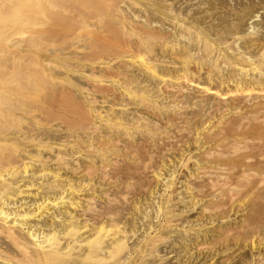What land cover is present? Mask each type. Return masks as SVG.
Listing matches in <instances>:
<instances>
[{
  "label": "rangeland",
  "instance_id": "obj_1",
  "mask_svg": "<svg viewBox=\"0 0 264 264\" xmlns=\"http://www.w3.org/2000/svg\"><path fill=\"white\" fill-rule=\"evenodd\" d=\"M94 1L95 2L98 1L97 3H99L98 9L95 8V6H97V3L96 4L93 3L94 8L96 10L93 8L92 4H89V5H91V7L89 5H88L89 7L88 6L86 7V5H85V7L82 6L80 8L77 6L76 8H78V9L71 7L72 10L75 9V10L82 11L81 12L82 16L80 13H77L78 15H80V16L77 15V17H79L78 19H81V21L84 20L83 19V17H84L86 19V21H84V22H86V25L81 24L83 21L82 22L80 21V23L79 22L74 23L73 25H70V26L63 25L60 29L62 33L58 31V34L54 35L53 38L51 37V39H49L50 36H47L49 34L46 35V32H47L46 30H45V33L43 31H41L42 29L44 30L45 27L39 28L38 27L39 24L36 27L32 24L35 28L34 32H36L37 29H40L39 30L40 32L39 31H38L39 33L37 32L40 39L37 36H34L31 39H33V38L35 39L37 37L38 40L36 38L35 39L36 41H40L41 39H43V41L42 42H36L35 40L33 41L29 38L31 41L30 42L31 44L29 42L28 43L30 45H32L33 47L28 45V47L26 49L30 52H27V50H26L25 53L27 55L24 53V56L26 55L25 58L27 61H25V58L22 61V63L25 61L24 64L26 63L28 65V67H26L22 63H20V66L22 64V66H21L22 70H24V68H26V69L30 68L31 69V70L28 69L27 72L29 71L28 72L29 74L31 72L32 75H28L27 72H25V71H24V73H25V76L27 75V77H28V78L26 77V79L31 81L32 83H35V85L37 84V87L32 85V88L28 89V92L24 91V89L16 91V93L19 97V99H18L19 102L17 105L15 104L16 106L14 105V107H16L17 109L13 108V110L11 112L8 110L6 112V109L3 108L4 109L3 110L1 108L2 114L3 115L5 114L3 120H6V122L4 121L6 123V127L9 126V128H12V132H10V129H9L8 133H14L15 132V135H17L16 131H18V129H19V128H17L18 126L22 130L25 127L31 128L32 122L36 124V125L33 124L32 127H34V128H31V129H33L32 132L29 131V133L34 132L35 134L33 136H32V134H30L32 137L30 135L26 134V135H28V137L30 136L31 138L34 139V140L31 139L32 142H31V140H29L30 143L29 142L26 143L25 139H29L30 137L29 138H23L24 140L20 139V141H18V138L16 139V138L12 137V139H14L16 141L14 143V140L12 141V139H11L10 141L13 143H11V142H9V143H10V146L12 148H15V149L12 150V148L9 145L7 146V147L11 148L10 150L12 152H14L18 149H25V150H29V151L32 150L30 153H32L33 155L38 153V155L42 156V158H45V160H46V157H48L47 159L51 160L50 161L51 163L50 162L47 163L48 171L50 168H51L50 169L51 173H53L52 171H59V173L62 175L61 176L62 180H63V178H64V181L66 178L71 179L73 182L75 181L74 183H76V184L78 183L80 178H82L80 181L82 183H85L84 185H86V184L89 185V188H90V189L89 188H83V190H82L83 192L82 191H81V193L79 192L81 195L78 194V197L76 196L77 199H80L78 206H76L74 208L69 207V206H67V207L65 206V207H57L54 209H50L47 211V213L45 215L46 217L43 215L42 217H38L39 219L36 218V219L30 220L31 222H29V223H31L30 225L33 226L32 229L37 230L38 228L42 229L44 227V230L46 232L51 230L52 227L49 226L51 219L48 218L47 216L52 213V210H53L52 215L55 214L59 218V219H57V217H56V219L54 218L53 221L56 220L58 222H53L54 226L52 225L54 227V229L56 231H58V233H59V229L64 227V226H60V225L61 224L64 225L63 223H66L68 221V219H69V222H71L72 216L73 217L75 216L73 218V219H75V220H73V224H76V225L78 224L77 226H82V224L84 225V223H85V225H86V228L84 230L85 233L82 232V234H80V236H79V240L82 237V239H84L85 242L81 243L82 247H77L78 249L76 248L77 253L79 252L80 256H84L85 255V249H86V252H88V247L86 246L87 242H86L85 238L88 239V237H90V236H93V237L95 236L94 230H96V227H98L99 223H101L100 225H102V223L105 226L107 225L106 227H108V228L109 227L112 228L115 224L117 227V230L119 229V232L117 231V234L115 235V237H120V239L122 238L121 243L123 244L124 247L122 248L121 251H119V253L117 252L116 255L114 257H112V259L116 258L115 260H113L114 264H130V263L131 264H133V263H136V264H264V127H263L264 126L263 125L264 124V122H263L264 117H262L261 113H259V112H252L251 113L252 116L250 115L249 111L247 112V113H249L248 114L249 116H247L244 112V111H247L250 107L252 108L253 105L255 103H257V100L259 98L254 99L253 101L256 100V102H253L251 105H248L247 107H245L244 105H242V106L238 105L240 108L242 107L240 111L237 110V108L238 109H240V108L237 107L236 105H235L236 110L232 109L233 107L235 109V106L232 107V105H234L235 101H233L231 103V100H235V95L233 97L232 92L235 93L236 86H235V83H232L233 81L230 80V79H232L231 76L234 77L237 74H239V77H241L240 73H237V71H238L237 65L235 66L232 63L234 61L233 56H234V58H235V56L237 57V52H238V54L239 53L240 54L245 53V57L247 55L246 58H248V56L251 55L250 58L251 57H252V59L254 58L252 61L256 60L255 61L256 63H257V61H260L261 64L264 65V62H263L264 59L260 60V58H262V56H260V53L262 50L264 52V49H263V47H264V45H263L264 44V0H126L124 2H123V0L122 1L119 0L116 3L118 4V2H119L121 4V6H119L120 4L116 5V3H115L116 8L114 5V2L116 0H113L114 1V2L112 1L113 3L110 2L109 0H97V1L92 0V2H94ZM121 2H123L124 4ZM131 2H132V4L134 3V5H132ZM113 6L115 8V10H114L115 12H112V10L114 9ZM73 7H75V6H73ZM83 7H84V11L82 10ZM117 8L119 11H116ZM121 8H123V9H121ZM164 8L166 10H164ZM171 8H172V10H171ZM160 9H161V11H160ZM75 10H73V11H75ZM80 11H78V12H80ZM120 11H122V12H120ZM123 11H125L126 13H124ZM112 13L117 14V15H115L116 17ZM119 15H121L122 17ZM123 15H125V16H123ZM146 15H148L150 17H148ZM113 17L116 19H113ZM118 17L119 18L121 17L122 19H124L123 21L126 20L125 18H128V19L130 18V19H129V21L127 19L125 22H122L121 18L119 19ZM146 17H148L150 19V21H152L151 25L153 24L152 25L153 27H151V28H153V30L156 28L155 32L157 31V33L161 37L163 36L161 38L162 40L157 39V40H152V41L151 40L142 41L140 39L143 35V31L145 29L146 22L149 21L148 18H147L148 20H145ZM173 18H174V20H173ZM87 19L89 22H87ZM142 20L143 21L145 20L144 21L145 23ZM36 21H37V19H36ZM87 23L89 24L88 26H87ZM142 23L145 26H143ZM34 24L36 25L37 23H34ZM26 25L32 26L31 23L29 25L26 23L25 25L22 24L21 27L23 28V26L25 27ZM17 26L18 25H16L15 28H18ZM27 26L25 27L26 31H27V29H29L28 31L31 32V30H33V26H32V29H31V27L28 28ZM142 26H143V28H142ZM146 27H148V26H146ZM19 29L22 30L21 28H19ZM41 32H43V34H45V36L42 35V38L40 36ZM122 33H123V35H122ZM135 34L139 37V39L135 36ZM8 36L13 37L14 41H15V39L18 41L21 40L20 37L16 36L15 34L12 36L11 33H9ZM22 36H23L22 40H25L24 39L25 34ZM165 36H166V38H165ZM103 37H105V38H103ZM47 38H48V41L49 40L51 41L52 39H53V41L52 42L45 41V39H47ZM232 39H234V40H232ZM22 40H21V42H22ZM27 40H28V37H27ZM27 40H25V41L27 42ZM119 40L121 41L122 46H120L121 44H118ZM127 42H128V44H127ZM218 42H222V43L218 44ZM48 43H50V44H48ZM84 43L87 47L85 45H83ZM88 43H90V46ZM162 43L164 44L163 47H161L163 45ZM60 44L63 46H61ZM124 44L125 45L127 44L129 46L128 47L126 45L128 49L124 48V47H126ZM37 45L39 47H37ZM57 45H60L61 48ZM114 45H115V47H111ZM123 45H124V47H123ZM176 45H177V47H175ZM203 45H204L205 49H204ZM179 46L181 48H179ZM30 47H32V49L34 48L35 50H32ZM81 47L82 48L85 47V48L82 49ZM58 48H60L62 51L60 49L58 50ZM52 49L54 52L51 51ZM106 49H107V52H106ZM121 49L122 50L123 49H127V50L130 49L131 55L127 56L128 53L126 55H124V53H122L123 51ZM176 49L181 50V51L179 50V52L182 54L183 60L188 58L189 61L187 60L188 61L187 66H186V64L183 65L180 62L182 60V58L180 55H177L178 52L176 51ZM37 50H38V52L40 50L41 51L38 53ZM56 50H58V53ZM117 50L118 51L120 50L119 51L120 53H118ZM137 50H138V52H137ZM174 50L177 52V53L175 52L176 53L175 55H173V53H172ZM132 51H133V53H132ZM62 52H64V53H62ZM113 52L114 53L116 52V54H118L119 56L118 55L115 56L116 54L114 55ZM184 53H186L187 55ZM233 53H235V54H233ZM255 53H256V55H255ZM50 54L52 57L56 56L57 58H52L50 56ZM65 54L67 57L65 56ZM139 54L144 55V57L146 59L150 60L154 64V67L156 66L155 68L157 70H159L157 73L162 74V72H163V75L166 74L167 78L170 77V78H168V79H170V81H166V83H164V82L160 81L159 78L157 79L155 76H150L152 74H150L148 71H146V69L141 64L140 60L138 61L139 58H137V55H139ZM156 54H157V56H156ZM261 54L264 56L263 53H261ZM62 55H64L66 58L63 57ZM184 55H186V58L183 57ZM174 56H178V57H174ZM179 56H180V61L177 60V58L179 59ZM117 57H120V60H119V58L117 59ZM103 58H104V60H103ZM131 58H133V59H131ZM250 58H248V59H250ZM52 59L54 61H52ZM69 59H72L73 61L69 60ZM75 59L76 60L78 59V60L75 61ZM79 59H80V61H82V60L83 61L79 62ZM84 59L85 60L87 59V60L85 61ZM107 59L109 62L107 61ZM118 60L122 61V64ZM162 60H163V62H162ZM193 60L195 62H193ZM41 61H43V63H45V65ZM67 61H69V62L66 63ZM129 61H135V62L132 63ZM215 61H216V64L214 63ZM222 61L225 63H223ZM27 62H29V64ZM46 62H47V64H46ZM56 62L60 66H58ZM76 62H77V64H76ZM104 62H105V64H104ZM107 62H108V64L111 63V65L110 64L106 65ZM48 63H49V65H48ZM60 63L62 64V67H63V65H65V66L63 68H61ZM74 63L76 66L74 65ZM123 63L125 65H123ZM138 63H139V65H138ZM227 63L229 65H227ZM36 64H39L40 66L36 65ZM23 65H24V67H23ZM262 65H261L262 69L259 70L261 72L258 73V71H255L256 73H254V71H250V73L248 72L249 73L248 77L249 78H251V77L252 78L253 77L259 78L261 76V73L264 74V66L262 67ZM38 66H39V68H38ZM47 66H49L48 68L50 70L47 68ZM72 66H74V67H72ZM101 66L104 68H101ZM127 66L129 67V69ZM161 66L162 67L164 66L163 68L165 70L160 69V68H162ZM180 66H181V68H180ZM213 66H215V67H213ZM35 67H37V68H35ZM44 67L46 68L47 71L43 70ZM58 68H59V70L61 68V70H60L61 72L58 70ZM92 68H94V69H92ZM185 68H187L186 71H188V73L185 71ZM197 68H198V70H197ZM34 69H36V70L39 69V70H37L38 72H40V70H41V72H40L41 75H40V73H37V71ZM62 69H64V70H62ZM182 69H184V71L187 73L186 76L188 75L187 78L190 79L189 81L191 83L189 81L187 83H180V82L177 83L178 81L177 82L175 81V79L178 77V75L182 73V72H180V70L182 71ZM199 69H200V72H199ZM77 70H79V72ZM116 70H117V72H116ZM208 70L210 73L208 72ZM53 71H54V73H52ZM55 71L57 74L55 73ZM114 71H115V73H114ZM118 71H119V73H118ZM165 71H168V72H165ZM211 71L214 75L216 74L215 75L216 77L211 73ZM85 72H86V74H85ZM92 72H93V74H92ZM218 72H219V74H218ZM232 72H234V73L231 74ZM59 73H60V75H59ZM252 73H254V74H252ZM37 74L39 75V78H41V76H42L43 80L45 79V76H46L47 79H45L44 81L49 80L50 82L48 81V82H45V84H44L43 80L35 81L36 78L38 77ZM43 74H47V75H43ZM48 74L49 75L51 74V75L48 77ZM67 74H68V76H67ZM118 74H119V76H118ZM206 74H207V76H206ZM250 74H252V75H250ZM33 75H34L33 78L36 77L35 79H32ZM58 75H59V77H58ZM86 75H88V76H86ZM128 75H130V76H128ZM194 75H196V76H194ZM210 75H212V78L210 77ZM56 76L58 77L60 82H58L59 81L58 79H54V78H57ZM83 76H85V77H83ZM89 76L91 77V79ZM93 76L94 77L96 76V78L92 79ZM116 76H117V78H116ZM171 76L173 78L175 76V78L172 79ZM222 76H223V78H222L223 81H227V82L221 81V78H219V77H222ZM262 76H264V75H262ZM237 77H238V75H237ZM237 77H234V79H236ZM30 78H31V80H30ZM39 78H37V79H39ZM115 78H116V80H114ZM150 78H152V79H150ZM213 78H215V80ZM130 79L132 82L130 81ZM224 79H227V80H224ZM33 81H35V82H33ZM67 81H69V83ZM110 82H112L111 83L112 85L110 84ZM173 82H174V84L175 83L178 84V87H180V89H181L180 90L181 92L175 94L178 97L171 94L174 90V88H172ZM47 83H49V84H47ZM122 84H124L125 86ZM130 84H131L132 88H131V86H129ZM176 84L173 85V87H175ZM214 84L217 85V87H219L220 89L217 88ZM182 85L184 86V89H183ZM196 85L198 86V88L199 87L200 88L198 89ZM200 85L209 87L212 90H214L216 87L215 90H218V92H220L222 94V96L218 97V96L214 95L213 92L212 93L210 92L211 94L205 93V94H207V95H205L201 89L203 86L201 87ZM123 86L124 87L129 86L128 87V88H130L129 92L132 90L131 93L128 94L125 90H123L124 89ZM234 86H235V89H234ZM33 87H35V88H33ZM178 87L176 86L177 89H178ZM31 89H32V91H30V93H29V90H31ZM35 89H37V90L33 91ZM82 89H84L85 91L91 90L90 91L91 94L88 92L86 93ZM145 89H146L147 93H146ZM186 89H188V90H186ZM198 90H201V91L199 92ZM135 92H136V95H134ZM125 93H127V94H125ZM137 93H138L139 97L137 96ZM224 93L227 94V96L225 94L226 97L223 95ZM254 93L255 92H251L252 95ZM19 94L22 96L24 104L22 102H20V100H22V99L20 98ZM170 94L172 96H170ZM236 94H238V92ZM255 94L253 96L250 95L251 96L250 98L253 99L254 97H256ZM85 95H87V96H85ZM147 95H149V96H147ZM179 95H180V99H177V98H179ZM122 96H123V98H122ZM93 97H94V102H93ZM171 97H173V98H171ZM15 98H17V97H15ZM149 98L150 99L152 98V99L150 100ZM218 98H219V101H218ZM120 99H122L123 102ZM144 99H146V100H144ZM168 99H169V101H168ZM175 99H177V100H175ZM112 100H113V102H112ZM87 101L88 102L90 101L92 104L90 102L88 103ZM152 101H153V103L155 102L154 105H153ZM98 102H99V104H98ZM136 102H138V103H136ZM172 102L174 103L175 107L174 106L171 107ZM226 102L228 103V105ZM250 102H252V100ZM19 103H20V105L22 103L21 108H18ZM151 103L153 105V108L151 107L152 106ZM112 104H114V105L110 106L111 107V111H110L109 105H112ZM149 104H150V106H149ZM161 104H162L163 108H165V109L167 108L166 111H164L165 109L161 108L162 107ZM236 104H237V101H236ZM239 104H241V103L239 102ZM92 105H95V108H94V106L92 107ZM157 105H159L158 107L161 106L160 107L161 109L157 108L156 107ZM177 105H179V106L177 107ZM205 105H206V107H205ZM165 106H167V107H165ZM96 107H97V109H96ZM243 107L245 108V110ZM175 108H178V109H175ZM14 109H16V110H14ZM91 109L93 112H95V113L97 112V114L93 113L91 111ZM87 110H88V112H87ZM231 110H233V111H231ZM177 111H178V113H177ZM84 112H86V114ZM179 112L182 113V116L180 114L179 121L180 120L181 121L179 122V125H178V122H175L176 120L178 121V118L175 119V118H173V116L175 114L174 117H177L179 115ZM242 112H244L243 116H242ZM7 113L10 115L13 114V115L17 116V118H16V116H13L16 125L18 124L17 127L12 126L15 124L14 121H12L13 118L10 119V117H12V115L9 117V115H6ZM81 113H83V114H81ZM90 113H92L93 115L95 114V115L92 116V114H90ZM102 113H103V115H104V113L108 114L107 117L105 118L107 121L105 119H102V118L100 120V117H98L99 119L97 118V116H99L100 114L102 115ZM255 113H256V115H260L261 117L253 115ZM80 114H81V116H80ZM167 114L168 115L170 114V115L168 116ZM176 114H178V115H176ZM183 114L185 117L183 116ZM204 114L205 115L207 114L206 115L207 117ZM5 116L8 119H5L6 118ZM19 116H21L22 119ZM83 116L85 119L90 120V122L85 120L83 118ZM87 116L89 119L86 118ZM89 116L91 117V119ZM167 116L171 119H169ZM238 116H240L239 119H238ZM255 116L257 117L256 118L257 120L253 119V118H255ZM18 117H19V119H18ZM95 117H96V119H95ZM111 117H112V119H111ZM181 117L185 118L186 121L183 122L182 120H185V119H182ZM236 117L238 119V123H235V121L237 120V119H235ZM245 117L246 118L249 117L247 120L249 122H247L245 120L246 119ZM79 118H81V120ZM119 118L122 120L121 121L122 123L120 122ZM162 118L166 119L167 121L163 120ZM108 119H111V120H108ZM116 119H117L118 123L116 122ZM8 120H11L12 123ZM17 120L19 122L22 121V123L21 122H20V124L17 123ZM94 120H96V121H94ZM173 120H174V122H173ZM205 120H207V122ZM7 121L10 122L9 125H7L8 124ZM80 121H81V123H80ZM86 121H87V123H86ZM101 121L103 124H101ZM250 121H252L253 123L255 122V123L253 124ZM26 122L28 123V125ZM133 122H134V124H133ZM257 122H259V123H257ZM113 123H114V125H113ZM126 123H128V125ZM175 123H177V124H175ZM261 123H262V125H261ZM85 124H87L86 125L87 127H85ZM91 124H92V126H96L94 131H93L94 127L92 128ZM130 124H131V126H130ZM143 124H144V126H143ZM29 125H30V127H28ZM132 125L135 129H138V132H136V130L134 128H132ZM136 125H138V127ZM245 125H247V126H245ZM260 125H261V127H259ZM21 126H22V128H21ZM83 126L87 130H85L83 128ZM123 126L125 127L124 130H123ZM221 126H223V127L220 129ZM234 126H236V132H235ZM139 127L142 129H140ZM156 127H157V129H156ZM182 127H184V128H182ZM239 127L241 128V130ZM38 128H40V130ZM50 128H52V129L50 130ZM91 128H92V134L90 131ZM127 128H128V130H127ZM129 128H130V130H129ZM162 128H163V130H162ZM223 128L224 129L226 128L225 130L228 129L227 130L228 132L227 131L225 132V130ZM251 128H252V130H251ZM5 129L8 130V128H5ZM88 129H89V131H88ZM131 129L133 131H131ZM218 129L220 131L222 130L221 133L219 132ZM243 129L246 131H244ZM47 130H49V131L46 132ZM110 130H112V131H110ZM38 131H41V132H38ZM155 131H156V133H155ZM161 131L163 134H165V135L167 134L166 138L163 137L162 133H160ZM165 131H167V132H165ZM173 131H175V132H173ZM242 131H243V133H242ZM247 131H250V133ZM20 132H23V130ZM36 132H37V134H36ZM84 132L87 136L89 135V137H87L84 134ZM95 132H96V134H95ZM152 132L156 135L152 134ZM206 132H207V134H206ZM210 132H212V133H210ZM215 132L217 133V135H214ZM52 133H54V134L52 135ZM105 133H107L108 136L105 135ZM110 133H112V134H110ZM126 133H127V135H125ZM128 133H130V134H128ZM209 133L211 136L208 135ZM238 133H240L239 134L240 136L242 135L241 138L238 135ZM255 133H256V135H255ZM46 134H48V135L46 136ZM97 134H98V136H97ZM102 134H104V135H102ZM161 134H162V136H161ZM220 134H221V136H220ZM233 134L234 135L236 134V136H234ZM250 134H252V135L249 136ZM23 135H25V134H23ZM101 135H102V140L100 137ZM115 136H117L118 138ZM246 136H247V138L245 139ZM40 137H41V139H40ZM70 137L71 138L73 137L72 139H74V140H72ZM91 137H92V139H91ZM107 137H108V139H106ZM110 137H113V138H110ZM114 137H115V139H114ZM172 137H173V139H172ZM205 137L208 138L209 141H208V139H205ZM84 138H85V141H84ZM161 138H163V139L161 140ZM180 138L182 141H180ZM218 138H219V141L216 140ZM236 138L238 140H236ZM82 139H83L84 144L82 143ZM129 139L130 140L132 139V140L130 141ZM166 139H168L167 142H166ZM240 139H242V140H240ZM61 140H63V142H64L63 144L66 146H64V145L62 146ZM77 140H80V141H77ZM99 140L102 141L101 145H99L100 142L98 143ZM103 140L104 141L106 140L105 143H107V144L111 140L113 141V143H114V141H116V144L114 143L115 144V146H114L113 143L110 142L109 145H107L104 143ZM226 140L228 142H230V141L231 142L228 143V142H226ZM243 140L245 142H243ZM43 141H45V142L43 143ZM93 141H95V142L93 143ZM235 141H236L237 145L235 144ZM21 142H22V144H21ZM123 142H124V144H123ZM129 142H130V144H129ZM218 142H221V143H218ZM224 142L228 145H226ZM246 142H248V143L242 144V143H246ZM23 143L24 144L26 143L27 145L25 144V146H24ZM37 143L40 145L35 146V145H38ZM58 143H60V144H58ZM167 143H168V146H170L169 143L171 144V146L168 147L166 145ZM172 143H174L173 146H172ZM28 144H29V147H31V148L28 147ZM57 144L59 146H57ZM96 144H98L99 147L101 146L102 150ZM102 144H105L107 147L102 145ZM134 144H136V145H134ZM212 144L214 145V147L216 145L219 150L223 149L222 152L224 154L227 153L225 155L226 158L223 159L224 154L221 151H217L216 147L215 148L212 147L213 146ZM16 145L18 146V148H16L17 147ZM72 145H73V147H72ZM79 145L82 147L83 150L81 149V147ZM93 145L95 146V148L97 147L95 149L96 150L95 154L97 152V155L100 156V159L104 158L105 154L103 155V157H101V155H99V154H101L103 152H107L109 150H110L109 152H111L113 149H115V152L118 155L116 153H114V151H112L111 153L107 152L111 155L110 156L111 160L109 158V154H106L105 158H107V159L109 158L110 161L109 160L106 161L107 159H105V158L100 160V159H98V156L94 155V152L92 151V150H94ZM110 145L112 146V149H110L111 148ZM126 145L127 146L129 145V146L127 147ZM165 145H166V147H165ZM224 145H225V147H224ZM232 145H233V147H232ZM238 145L241 146V148L238 147ZM246 145H248V146H246ZM56 146H57V148H56ZM90 146H92V147H90ZM133 146H135V147L139 146V148L137 147L135 149V147H133ZM221 146H222V148H221ZM34 147H35V149H34ZM58 147H60L61 150ZM77 147H80V148H77ZM118 147H120V148H118ZM72 148L73 149L75 148V149L73 150ZM89 148H91V149H89ZM98 148L101 151H99ZM165 148H166V150H165ZM172 148H175L176 150L172 149ZM149 149H151V150H149ZM170 149H172V150H170ZM213 149L216 150V151H214V153L217 152L219 154L220 157L219 156L218 157L221 159L220 161L218 160L219 158L218 159L215 158V157H217L216 156L217 154L214 155L215 157L212 155V154H214V153H212ZM5 150H4L5 153H11L10 150H8L7 148H5ZM38 150H40V152ZM89 150H91V151H89ZM116 150L119 152H117ZM133 150H135V151L137 150V154H135ZM180 150H182V151H180ZM208 150L210 151L209 156L207 154L209 152ZM229 151L230 152L232 151V152L230 153ZM53 152H54V154H53ZM91 152H93V154ZM149 152H151L152 155ZM63 153L66 155H64ZM228 153H230V154H228ZM87 154H89L88 155L89 157L87 156ZM203 154L206 155L207 157H205ZM57 155H59L61 157L63 156L65 159L64 161H67L69 163L70 162L74 163V161L76 160L74 164L77 163L78 166L80 165V169L85 165V164H83L85 162L88 164L90 162V164H91L92 161L90 159L93 160V163L91 164L92 166L94 164V160H96V159H98V160H97V163L95 161V163H96V164H94L95 166L99 165L101 161H102V163H105V161H106L105 164L106 165L109 164L107 168H109L110 165L112 167V168L110 167V170L107 169L109 171L108 173H110V175L108 174L109 177L110 176L112 177V178L110 177V180H112V181H110V180H108L109 182H107V180L102 181L100 178L97 177V173L95 175V172H97L95 170H94L95 172H91L90 177L87 176L88 177L87 178L85 176V174H83V173L81 174L82 171L79 173H73L74 174L73 175L72 172L69 170V168H67L68 166L62 169V167H64V164L62 166L61 165L59 166L61 169L58 166H57L58 168L55 169L56 165L52 160H54ZM93 155L95 157L96 156L97 157L95 158ZM132 155H135V157ZM240 155L243 157H241ZM244 155L247 158L244 157ZM247 155H249V156H247ZM91 156H92V158H91ZM106 156H108V157H106ZM116 156H117V158H116L117 160L115 159ZM137 156L139 157L140 160L137 159L138 158ZM66 158H69V159H66ZM148 158H149V160H148ZM242 158L243 159L245 158L244 159L245 161H242ZM70 159H72V160H70ZM112 159H115L117 162L118 161L119 162L117 163L115 160H112ZM216 159H217V161L215 162ZM103 160H104V162H103ZM133 160H135V161H133ZM112 161H114V163ZM240 161H242V162H240ZM107 162H109V163H107ZM160 162L162 165L160 164ZM182 162L184 163V166L182 165L183 164ZM220 162L222 164V167L224 166V168H226L225 169V176L229 179L228 181L231 184L229 186V188L230 187L231 188L230 189L229 188L228 189L223 188V191L221 188L218 191H217V189H219V188H217V189L215 188L216 193L215 192L213 193L214 190H212V193H211L210 188H208V185H207V179H206V177H204L205 175H203L202 173H203V170L207 169V165H209V167H208V169H209L210 166L212 167L215 165V163H220ZM115 163H116V165L113 166V164H115ZM199 164H200V166H199ZM32 167L34 169L32 172H36V171H38V169H40L39 165L37 166V164L33 165ZM161 167H162V169H161ZM198 167H200V169ZM227 169H228V171H227ZM48 171L45 172L46 174L41 175V176H38L35 174L36 175L35 177L37 179H34L35 177H32V176L30 179V175L33 174L30 170L28 173H30V172L31 173L28 174L29 177L27 176V178H26V181L28 178L30 179V181L28 180V184L31 182V180L33 178L32 182L34 181V184L35 183L37 184L39 182L38 186H40V184H41V186L42 185L43 186L42 187L40 186V189L38 188V190L34 189V190H32V192L30 191L29 194H31V193L32 194L28 195L29 197L28 196L23 197V198H21V200L19 198L16 199L14 197L13 202L11 201V203L8 205L9 207L8 206L7 207L10 208V206H11L12 210H14V209L19 210V209H21V207L18 208L20 203H22V201L23 202L26 201L25 202L26 206H24V207L22 206L23 207L22 209L26 210V208H29V209L31 207L33 208L34 207L33 202L34 203L40 202V200L43 199L42 197L45 198L46 196H48V197L50 196L49 197L50 199L51 198L53 199L54 197H58V195H59L58 191H56L55 189L49 190V188L45 187L46 182L48 183V182L52 181L51 180L52 177L49 176ZM243 171H245V174ZM241 172H243V174ZM36 173H38V172H36ZM158 173L161 174L160 177L159 176L156 177V175ZM117 174H118V176H117ZM195 174H199V175H197L198 177ZM201 174H202V176H201ZM227 174L229 175V177ZM81 175H83L84 177ZM69 176H71V178ZM42 177L44 179H42ZM171 178H172V181H171ZM246 178H248V179H246ZM93 179H95V180H93ZM115 179L117 180V182L118 181L119 182L117 183ZM121 179H122V181L120 182ZM41 180H43V181H41ZM49 180H51V181H49ZM64 181H62V182L64 183ZM103 182H104V184H103ZM121 183L123 184L124 187L122 186ZM36 184H35V187L37 186ZM166 184L168 185V188H167ZM35 187H33V188H35ZM119 187L121 189H119ZM117 189L119 190L120 194L118 193ZM197 189H198V192H197ZM39 190L41 192H38V194H39V196H38V194L36 192ZM51 190H53V192ZM54 191H56V192H54ZM105 191L108 193H106ZM193 191H196V192H193ZM208 191L210 192V194ZM221 191L223 193H221ZM57 192H58V194H57ZM113 193L116 197L117 196H119V197H117V198L114 197L112 195ZM169 193H170V195H169ZM35 194H36V196H35ZM122 194L126 195V196H123ZM33 195L35 196L36 200L34 199ZM216 195H218L220 197H218ZM86 196L87 197L89 196L88 199L92 197L90 200H91V202H92L91 204L93 206L91 207L90 211L88 210L85 213L82 206L86 202V201H84L87 199ZM106 196H107V198H106ZM109 196H110V198H109ZM111 196L113 197L112 200H111ZM230 196H232L233 198L231 197L232 199H230ZM114 198H116V199H114ZM113 201H114V203H113ZM110 204L112 205V208L109 210V207H111ZM28 205H30V207H28ZM106 205L108 207H106ZM105 207H106V209H105ZM92 208H95V209L93 210ZM50 211H51V213H50ZM102 211H103V213H102ZM111 211L113 214L111 213ZM170 211L171 212L173 211V212L170 213ZM48 212H49V214H48ZM92 212L94 214L97 213L96 214L97 216H95ZM99 212H101L103 216L101 215L99 217V220H98L97 218H98ZM11 213H12V211H11ZM106 214H108V215H106ZM113 215H115V216L117 215L115 220H114L115 216H113ZM44 217L46 218L44 220V222L45 223L47 222L45 226L43 225V220H42ZM84 217L86 220L84 219ZM164 218H167V221H165L166 219H164ZM168 218L169 219L171 218L172 220L171 219L169 220ZM93 219L94 220L97 219V220H95L96 222L93 221ZM61 220H63V221H61ZM111 220H114V221H111ZM74 221L75 222L77 221V222L74 223ZM69 222H67V223L69 224ZM166 222H167V224H166ZM109 223H110V225H109ZM162 223H163V225H161ZM35 224H37V225H35ZM118 225H119V227H118ZM57 228H59V229H57ZM22 231L23 232L20 231V233L25 235L24 232L26 230L24 229ZM37 231H39V230H37ZM60 232H61V230H60ZM91 234H94V235H91ZM152 236H154V237H152ZM93 237L89 238L88 240L92 239ZM154 238H155L154 241L151 240ZM145 239H146V241H145ZM63 241H62V243H63ZM83 243L84 244L86 243V244L84 245ZM153 243H154V246H153ZM108 246H109V249L111 250V245H108ZM145 247H146V249H144ZM1 248L3 249L4 245H1ZM80 248H81V251H80ZM82 249H83V251H82ZM109 249L105 248L102 250V252H104V253H101V254L104 255V257H103L104 260L100 264H105L106 261H107L106 264H110L112 262V261L110 262V260H112V259L106 260V259H109V253L106 252V250L109 251ZM144 250H145V252H144ZM137 254H138V256L140 255V257L143 254V258L136 256ZM105 255L107 257H105ZM75 256L77 257L76 253L73 255L72 258H76ZM120 256H121V258H120ZM118 259L121 261L117 262ZM68 261L64 262V263L65 264H71L73 262V261L71 262V260L69 262ZM115 261H116V263H115ZM134 261H136V262H134ZM113 262L111 264H113ZM82 263L86 264L85 261ZM87 264H90V262H88ZM94 264H98V261H97V263L95 261Z\"/></svg>",
  "mask_w": 264,
  "mask_h": 264
},
{
  "label": "bare ground",
  "instance_id": "obj_2",
  "mask_svg": "<svg viewBox=\"0 0 264 264\" xmlns=\"http://www.w3.org/2000/svg\"><path fill=\"white\" fill-rule=\"evenodd\" d=\"M97 1V0H96ZM110 2H112L113 0H109ZM117 1H119V0H116L115 2H114V5H115V3L117 2ZM120 1H122V0H120ZM124 1H126V0H123V2ZM92 0H0V264H65L64 262H67L68 260L70 261L71 260V264H81L82 262H84L85 261V263L87 264L88 262H90V264H94V262L96 261V263H97V261H98V264H100V263H102V261L104 260V255H102L101 253H104V252H102V250L103 249H105V248H108L109 249V246L108 245H111V250L109 249V251H107L106 250V252L107 253H109V259H106V260H110V259H112V257H114L115 255H116V253L118 252L119 253V251H121L122 250V248L124 247L123 246V244L121 243V239H120V237H115V235L117 234V231L119 232V229L117 230V227H116V225L114 224V226L112 227V228H108V227H106L105 225H103V223H102V225H100L101 223H99V225H98V227H96V230H94L95 231V236L93 237V236H90V237H88V239L89 238H91V237H93L92 239H90V240H88L87 238H85V240H86V242H87V244H86V246L88 247V252H86V249H85V255L84 256H80V253L78 252L77 253V251H76V248L77 247H82L81 246V243L82 242H85L84 241V239H82V237H81V239L79 240V236H80V234H82V232L83 233H85L84 232V230H85V228H86V225H85V223H84V225L82 224V226H77L76 224H73V220H75V219H73L74 217L72 216V218H71V222H69V219H68V221L67 222H69V224L67 223H63L64 225H60V226H64V227H62V228H57V229H59V233H58V231H56L55 229H54V225H53V222H58V221H53L54 220V218L56 219V217H57V215H52V213H53V210H52V213H51V211H50V213L51 214H49V212H48V218H50L51 220H50V225L49 226H51L52 227V229L51 230H49L48 232H46L45 230H44V227L42 228V229H40V228H38L37 230H39V231H37L36 229H32V225H30L31 223H29V222H31L30 220H32V219H36V218H38V217H42L43 215L45 216L46 215V213H47V211L48 210H50V209H54V208H57V207H67V206H69V207H72V208H74V207H76V206H78L79 205V202H80V199H77L76 198V196L78 197V194H80L81 193V191L83 190V188H89V185H84L85 183H82L80 180L82 179V178H80V180L78 181V183L76 184V183H74L71 179H65V181H64V178H63V180H62V178H61V174L59 173V171H52L53 173H51V168L49 169V171H48V167H47V163H49L51 160H48L47 158L48 157H46V160H45V158H42V156H40V155H38V153L37 154H32V153H30L31 151H29V150H25V149H18V150H16V151H14V152H12L10 149L12 148L11 146H10V143L9 142H11L10 140L12 139V137L13 138H18V141H20V139H23V138H29L31 135L30 134H32V136L35 134L34 132L33 133H29V131L30 132H32V130L33 129H31V128H34V127H32L33 126V124H35V123H33L32 122V125H31V128H27V127H25V128H23L22 130H23V132H20V131H22L21 129H20V127L18 126V124L16 125V123H15V120H14V118H13V116H16V115H13V114H11L12 115V117H10L11 115L10 114H6V115H9V117H10V119L11 118H13L12 119V121H14V125H12V126H18L17 128H19L18 129V131H16V134L17 135H15V132L14 133H8L9 132V129H10V132H12V128H9V126L8 127H6V120H3L4 119V115L2 114V109L4 108V109H6V112H7V110L8 111H12L13 110V108H16V107H14V105L16 104H18V99H19V97H18V95H17V93H16V91H19V90H23L24 89V91H27L28 92V89H30V88H32V85H34L35 87H37V84L35 85V83H32L31 81H29V80H27L26 79V77H27V75L25 76V73H24V71L25 72H27V70L29 69V70H31L30 68H28V69H26V68H24V70H22V64H24V62L25 61H27L26 60V58H25V56L27 55L25 52H26V48L28 47V45H30L31 43V41H30V39L32 38V37H34V36H37V37H39L38 36V33L40 32L39 30L40 29H37L36 30V32H34V26L36 27L38 24H39V28L41 27V28H44V30L42 29L41 31H43L44 33H45V30L48 32H46V35L47 34H49V35H47V36H50V38L49 39H51V37L53 38V36L54 35H56V34H58V31L59 32H61V27L63 26V25H65V26H70V25H73L74 23H80V21H81V19H78L79 17H77V13H80L81 14V16H82V11H80V10H75V9H78V8H76L77 6L80 8V7H82V6H84L85 7V5H86V7L89 5V4H92L93 5V8H94V4H96L97 2H92ZM112 2V3H113ZM123 2H121V3H123ZM135 2V1H134ZM94 3V4H93ZM136 3V2H135ZM98 4L99 3H97V6H95V8H97L98 9ZM120 3L118 2V4L116 3V5H119ZM124 4V3H123ZM131 4H132V2H131ZM116 5H115V8H116ZM132 5H134V3L132 4ZM137 5V4H136ZM73 6H75V7H73ZM90 7H91V5H89ZM88 6V7H89ZM119 6H121V4L119 5ZM71 7L72 8H75V9H73V10H75V11H73L72 9H71ZM84 7L82 8V10L84 11ZM154 7V6H153ZM94 8V9H95ZM113 8H114V6H113ZM115 8L112 10V12H115L114 10H115ZM119 8V7H118ZM118 8L116 9V11H119L118 10ZM130 8V7H129ZM163 8V7H162ZM121 9H123V8H121ZM86 10V9H85ZM96 10V9H95ZM164 10H166L165 8H164ZM171 10H172V8H171ZM78 11H80V12H78ZM160 11H161V9H160ZM86 12V11H85ZM89 12V11H88ZM99 12V11H98ZM120 12H122V11H120ZM119 12V13H120ZM124 13H126L125 11H123ZM147 12V11H146ZM117 13V12H116ZM118 13V14H119ZM123 13V14H124ZM38 14V15H37ZM98 14V13H97ZM112 14H114V13H112ZM121 14V13H120ZM148 14V13H147ZM151 14V13H150ZM164 14V13H163ZM115 15H117V14H114V16ZM134 15V14H133ZM78 16H80V15H78ZM84 16V15H83ZM119 16H121V15H119ZM123 16H125V15H123ZM144 16V15H143ZM146 16H148V15H146ZM116 17V16H115ZM122 17V16H121ZM120 17V18H121ZM127 17V16H126ZM148 17H150V16H148ZM148 17H146L145 18V20H148L149 18ZM119 18V17H118ZM119 18V19H120ZM148 18V19H147ZM36 19H37V21H36ZM83 19L84 20H82L81 22V24H84V25H86V22H84V21H86V19L83 17ZM113 19H116V18H114L113 17ZM126 20L128 19V18H125ZM130 19V18H129ZM129 19H128V21H129ZM136 19V18H135ZM141 19V18H140ZM121 20H122V22H125V21H123L124 19H122L121 18ZM144 20V21H145ZM173 20H174V18H173ZM117 21V20H116ZM143 21V20H142ZM143 21V22H144ZM87 22H89L88 21V19H87ZM151 22L152 21H150V19H149V21L148 22H146V26H148V27H146L145 25H143V23H142V25L143 26H145V29H144V31H143V35H142V37L140 38L142 41H145V40H159V39H161L162 37L157 33V31L155 32V30H156V28L153 30V28H151V27H153L152 25H151ZM199 22V21H198ZM30 24L31 23V25L33 26V30H31V32L30 31H28L29 29H27V31H26V26L24 27L23 26V28L21 27L22 26V24ZM34 23H37L36 25L34 24ZM91 23V22H90ZM94 23V22H93ZM92 23V24H93ZM118 23V22H117ZM145 23V22H144ZM154 23V22H153ZM170 23V22H169ZM184 23V22H183ZM97 24V23H96ZM120 24V23H119ZM118 24V25H119ZM182 24V23H181ZM16 25H18L17 27L18 28H15L16 27ZM77 25V24H76ZM89 24L87 23V26H88ZM95 25V24H94ZM121 25V24H120ZM123 25V24H122ZM137 25V24H136ZM178 25V24H177ZM32 26H27L28 28H30L31 27V29H32ZM91 26V25H90ZM100 26V25H99ZM103 26V25H102ZM139 26V25H138ZM143 26H142V28H143ZM37 27V28H38ZM86 27V26H85ZM84 27V28H85ZM122 27V26H121ZM131 27V26H130ZM19 28H21L22 30H20ZM141 28V29H142ZM149 28V29H148ZM17 29V30H16ZM25 29V30H24ZM140 29V30H141ZM179 29V28H178ZM128 30V29H127ZM143 30V29H142ZM33 31V32H32ZM39 31V32H38ZM129 31V30H128ZM38 32V33H37ZM43 32H41V38H42V35L43 36H45V34H43ZM135 32V31H134ZM142 32V31H141ZM9 33H11V35L13 36L14 34L16 35V36H19L20 37V39L22 40V35H24L25 34V36H24V39L25 40H27V37H28V40H27V42L25 41V40H22V42H21V40L20 41H18V40H16L15 39V41H14V39H13V37H9L8 35H9ZM62 33V32H61ZM108 33V32H107ZM126 33V32H125ZM124 33V34H125ZM161 33V32H160ZM27 34V35H26ZM138 34V33H137ZM141 34V33H140ZM167 34V33H166ZM187 34V33H186ZM189 34V33H188ZM112 35V34H111ZM122 35H123V33H122ZM126 35V34H125ZM133 35V34H132ZM139 35V34H138ZM163 35V34H162ZM179 35V34H178ZM242 35V34H241ZM245 35V34H244ZM135 36L139 39V37L135 34ZM180 36V35H179ZM248 36V35H247ZM36 37V38H37ZM125 37V36H124ZM123 37V38H124ZM238 37V36H237ZM246 37V36H245ZM12 38V39H11ZM15 38V37H14ZM30 38V39H29ZM35 38V39H36ZM45 38V37H44ZM48 38L47 39H45V41H47V42H49L48 41ZM103 38H105V37H103ZM110 38V37H109ZM108 38V39H109ZM126 38V37H125ZM124 38V39H125ZM129 38V37H128ZM165 38H166V36H165ZM34 38L33 39H31V40H35ZM39 39H40V37H39ZM118 39V38H117ZM238 39V38H237ZM241 39V38H240ZM37 40H38V38H37ZM162 40V39H161ZM164 40V39H163ZM188 40V39H187ZM232 40H234V39H232ZM32 41V42H33ZM36 41V40H35ZM43 41V39H41L40 41H36V42H42ZM53 41V39L50 41V42H52ZM81 41V40H80ZM85 41V40H84ZM108 41V40H107ZM111 41V40H110ZM109 41V42H110ZM139 41V40H138ZM221 41V40H220ZM30 44H29V43ZM88 42V41H87ZM90 42V41H89ZM119 43L118 44H121V41L119 40L118 41ZM160 42V41H159ZM197 42V41H196ZM208 42V41H207ZM34 43V42H33ZM32 43V44H33ZM106 43V42H105ZM114 43V42H113ZM125 43V42H124ZM153 43V42H152ZM161 43V42H160ZM209 43V42H208ZM219 43H222V42H218V44ZM229 43V42H228ZM39 44V43H38ZM48 44H50V43H48ZM87 44V43H86ZM89 44V46H90V43H88ZM109 44V43H108ZM127 44H128V42H127ZM126 44V45H127ZM133 44V43H132ZM131 44V45H132ZM137 44V43H136ZM146 44V43H145ZM158 44V43H157ZM163 44V43H162ZM217 44V45H218ZM237 44V43H236ZM263 44V43H262ZM34 45V44H33ZM40 45V44H39ZM61 45V44H60ZM57 45V46H59L60 48H61V46H63V45ZM83 45H85V43L83 44ZM111 45V44H110ZM125 45V44H124ZM124 45H123V47H124ZM125 45V46H126ZM130 45V44H129ZM138 45V44H137ZM159 45V44H158ZM240 45V44H239ZM259 45V44H258ZM264 45V44H263ZM30 46H32V45H30ZM56 46V47H57ZM86 46V45H85ZM106 46V45H105ZM109 46V45H108ZM120 46H122V44L120 45ZM128 46V45H127ZM127 46L126 47H124V48H127ZM134 46V45H133ZM136 46V45H135ZM164 46V44L161 46V47H163ZM173 46V45H172ZM237 46V45H236ZM33 47V46H32ZM32 47H30L31 49H32ZM37 47H39L38 45H37ZM53 47V46H52ZM51 47V48H52ZM79 47V46H78ZM87 47V46H86ZM111 47H115V45L114 46H111ZM117 47V46H116ZM129 47V46H128ZM141 47V46H140ZM158 47V46H157ZM175 47H177V45L175 46ZM185 47V46H184ZM203 47H204V45H203ZM218 47V46H217ZM257 47V46H256ZM36 48V47H35ZM41 48V47H40ZM60 48H58V50L60 49ZM63 48V47H62ZM82 48V47H81ZM80 48V49H81ZM83 48H85V47H83ZM82 48V49H83ZM106 48V47H105ZM122 48V47H121ZM133 48V47H132ZM138 48V47H137ZM154 48V47H153ZM179 48H181L180 46H179ZM186 48V47H185ZM236 48V47H235ZM29 49V48H28ZM30 49V50H31ZM37 49V48H36ZM45 49V48H44ZM65 49V48H64ZM109 49V48H108ZM117 49V48H116ZM120 49V48H119ZM128 49V48H127ZM127 49H121L122 51V53H124V55H126L127 53V56L128 55H131L130 54V49L129 50H127ZM143 49V48H142ZM146 49V48H145ZM163 49V48H162ZM173 49V48H172ZM194 49V48H193ZM204 49H205V47H204ZM263 49H264V47H263ZM32 50H35L34 48L32 49ZM39 50V49H38ZM38 50H37V52H38ZM58 50H56L57 51V53H58ZM61 50V49H60ZM66 50V49H65ZM79 50V49H78ZM112 50V49H111ZM141 50V49H140ZM157 50V49H156ZM180 50V49H179ZM179 50H177L176 49V51L178 52H176L175 50L172 52L173 53V55H175L176 53H177V55H180L181 56V58H182V54L179 52ZM185 50V49H184ZM183 50V51H184ZM207 50V49H206ZM236 50V49H235ZM41 51V50H40ZM39 51V52H40ZM50 51V50H49ZM51 51H53V49L51 50ZM62 51V50H61ZM82 51V50H81ZM118 51V50H117ZM120 51V50H119ZM118 51V53H120ZM181 51V50H180ZM237 51V50H236ZM239 51V50H238ZM27 52H30V51H28L27 50ZM36 52V51H35ZM38 52V53H39ZM54 52V51H53ZM60 52V51H59ZM85 52V51H84ZM106 52H107V49H106ZM137 52H138V50H137ZM176 52V53H175ZM189 52V51H188ZM240 52V51H239ZM259 52V51H258ZM24 53L26 54L25 56H24ZM51 53V52H50ZM62 53H64V52H62ZM61 53V54H62ZM114 53V52H113ZM132 53H133V51H132ZM146 53V52H145ZM161 53V52H160ZM170 53V52H169ZM198 53V52H197ZM217 53V52H216ZM224 53V52H223ZM232 53V52H231ZM236 53V52H235ZM235 53H233V54H235ZM261 53H263L264 54V52H263V50L261 51ZM260 53V56H262V58H260V60H263L264 59V56L262 55ZM53 54V53H52ZM60 54V55H61ZM116 54V52L114 53V55ZM142 54V53H141ZM141 54H139V55H137V58H139L138 59V61L140 60L141 61V64L143 65V67L146 69V71H148L150 74H152V75H150L149 73V75L150 76H155L157 79L159 78L160 79V81H162V82H164V83H166V81H170V79H168V78H170V77H168L167 78V76H166V74L165 75H163V72H162V74H160V73H157L159 70H157L155 67H154V64L150 61V60H148V59H146L145 57H144V55H141ZM184 54H186V53H184ZM249 54V53H248ZM108 55V54H107ZM113 55V54H112ZM118 54H116L115 56H117ZM134 55V54H133ZM172 55V54H171ZM187 55V54H186ZM186 55H184L183 57H185L186 58ZM189 55V54H188ZM195 55V54H194ZM210 55V54H209ZM227 55V54H226ZM254 55V54H253ZM255 55H256V53H255ZM49 56V55H48ZM50 56H51V54H50ZM54 56V55H53ZM63 57H65L66 56V54H65V56L64 55H62ZM73 56V55H72ZM106 56V55H105ZM114 56V57H115ZM119 56V55H118ZM136 56V55H135ZM139 56V57H138ZM156 56H157V54H156ZM180 56H179V59L177 58V60H179L180 61ZM206 56V55H205ZM214 56V55H213ZM251 56V55H250ZM250 56H248V58H250ZM259 56V55H258ZM259 56V57H260ZM52 57V56H51ZM67 57V56H66ZM65 57V58H66ZM76 57V56H75ZM133 57V56H132ZM164 57V56H163ZM174 57H178V56H174ZM189 57V56H188ZM221 57V56H220ZM246 57H247V55H246ZM245 57V53L243 54H238V52H237V57L235 56V58H234V56H233V59H234V61L232 62L235 66L237 65V73H240V76L241 77H239V74H237L238 75V77H237V75L236 76H234V77H237L236 79H234V77L233 76H231L232 77V79H230V80H232L233 82L232 83H235V86H236V89H235V86H234V89H235V93L234 92H232L233 93V97H234V95H235V100H231V103L233 102V101H235V103H234V105H232V107L233 106H237V107H239V106H242V105H244L245 107H247L248 105H251L253 102H256V100L255 101H253L254 99H258L257 100V103H255L254 105H253V109L251 108H247L248 110L247 111H244L245 112V114L247 115V116H249L248 114L250 113V115H251V113L252 112H259V113H261V116L262 117H264V76H262V75H264V74H262L261 73V76L259 77V78H255V77H251V78H249L248 77V74L250 73V71H254V73H256L255 71H258V73L259 72H261V71H259L260 69H262L261 68V62L260 61H257V63L255 62V61H252L253 59H252V57L250 58V59H248V58H246ZM255 57V56H254ZM25 58V61L22 63V61H23V59ZM52 58H57L56 56L55 57H52ZM59 58V57H58ZM72 58V57H71ZM119 58V60H120V57H117V59ZM150 58V57H149ZM63 59V58H62ZM61 59V60H62ZM68 59V58H67ZM122 59V58H121ZM129 59V58H128ZM127 59V60H128ZM131 59H133V58H131ZM258 59V58H257ZM30 60V59H29ZM51 60V59H50ZM58 60V59H57ZM65 60V59H64ZM63 60V61H64ZM69 60H72V59H69ZM78 60V59H77ZM76 59H75V61H77ZM85 60V59H84ZM87 60V59H86ZM85 60V61H86ZM103 60H104V58H103ZM114 60V59H113ZM118 60V61H119ZM124 60V59H123ZM152 60V59H151ZM154 60V59H153ZM160 60V59H159ZM158 60V61H159ZM188 58L187 59H184L183 60V58H182V60L180 61L183 65H185L186 64V66H187V64H188ZM232 60V59H231ZM52 61H54L53 59H52ZM59 61V60H58ZM73 61V60H72ZM71 61V62H72ZM83 61V60H82ZM82 61H80V59H79V62H82ZM84 61V62H85ZM107 61H108V59H107ZM225 61V60H224ZM42 63H43V61H41ZM51 62V61H50ZM65 62V61H64ZM63 62V63H64ZM69 61H67L66 63H68ZM88 62V61H87ZM106 62V61H105ZM105 62H104V64H105ZM109 62V61H108ZM108 62L106 63V65L108 64ZM115 62V61H114ZM119 62H121V64H122V61H119ZM129 62H135V61H129ZM162 62H163V60H162ZM166 62V61H165ZM193 62H195L194 60H193ZM192 62V63H193ZM211 62V61H210ZM223 62V61H222ZM221 62V63H222ZM226 62V61H225ZM225 62H223V63H225ZM264 62V61H263ZM262 62V63H263ZM20 63H22L21 64V66H20ZM28 64H29V62H27ZM36 63V62H35ZM34 63V64H35ZM57 63V62H56ZM103 63V62H102ZM191 63V64H192ZM199 63V62H198ZM206 63V62H205ZM215 64H216V61L214 62ZM44 65H45V63H43ZM46 64H47V62H46ZM61 64V63H60ZM76 64H77V62H76ZM101 64V63H100ZM110 65H111V63H109ZM108 64V65H109ZM129 64V63H128ZM140 64V65H141ZM165 64V63H164ZM179 64V63H178ZM26 67H28V65L25 63L24 64ZM24 65H23V67H24ZM32 65V64H31ZM36 65H39V64H36ZM48 65H49V63H48ZM57 65H58V63H57ZM69 65V64H68ZM72 65V64H71ZM74 65H75V63H74ZM79 65V64H78ZM84 65V64H83ZM103 65V64H102ZM123 65H125L124 63H123ZM138 65H139V63H138ZM158 65V64H157ZM193 65V64H192ZM212 65V64H211ZM227 65H229L228 63H227ZM231 65V64H230ZM40 66V65H39ZM39 66H38V68H39ZM42 66V65H41ZM58 66H60V65H58ZM65 65H63V67H64ZM67 66V65H66ZM76 66V65H75ZM81 66V65H80ZM104 66V65H103ZM122 66V65H121ZM225 66V65H224ZM264 65H262V67H263ZM43 67V66H42ZM49 66H47V68H48ZM62 67V64H61V68H63ZM72 67H74V66H72ZM106 67V66H105ZM125 67V66H124ZM128 67V66H127ZM142 67V66H141ZM142 67V68H143ZM162 67V66H161ZM164 67V66H163ZM160 68V69H164V68ZM202 67V66H201ZM213 67H215V66H213ZM218 67V66H217ZM35 68H37V67H35ZM45 68V67H44ZM43 68V70L45 71L46 70V68L44 69ZM51 68V67H50ZM61 68H60V70H61ZM66 68V67H65ZM83 68V67H82ZM101 68H104V67H102L101 66ZM107 68V67H106ZM180 68H181V66H180ZM189 68V67H188ZM196 68V67H195ZM226 68V67H225ZM42 69V68H41ZM49 69V68H48ZM70 69V68H69ZM68 69V70H69ZM72 69V68H71ZM80 69V68H79ZM89 69V68H88ZM92 69H94V68H92ZM128 69H129V67H128ZM174 69V68H173ZM176 69V68H175ZM209 69V68H208ZM216 69V68H215ZM34 70H36V69H34ZM33 70V71H34ZM37 70H39V69H37ZM36 70V71H37ZM50 70V69H49ZM53 70V69H52ZM58 70H59V68H58ZM59 70V71H60ZM62 70H64V69H62ZM112 70V69H111ZM157 70V71H156ZM165 70V69H164ZM187 70V68H185V71ZM197 70H198V68H197ZM218 70V69H217ZM235 70V69H234ZM47 71V70H46ZM57 71V70H56ZM56 71H55V73H56ZM78 72H79V70H77ZM184 71V69H182V71L180 70V72H182L181 74H179L178 75V77L175 79V81L177 82V83H187L190 79H188L187 78V76H186V74L188 73V71H186L185 72ZM196 71V70H195ZM233 71V70H232ZM236 71V70H235ZM29 72V71H28ZM27 72V74L28 75H32L31 74V72H30V74ZM35 72V71H34ZM40 72H41V70H40ZM40 72H38L37 71V73H40ZM61 72V71H60ZM63 72V71H62ZM83 72V71H82ZM88 72V71H87ZM116 72H117V70H116ZM121 72V71H120ZM161 72V71H160ZM165 72H168V71H165ZM198 72V71H197ZM196 72V73H197ZM199 72H200V69H199ZM208 72H209V70H208ZM216 72V71H215ZM249 72V73H248ZM36 73V72H35ZM52 73H54V71L52 72ZM51 73V74H52ZM114 73H115V71H114ZM118 73H119V71H118ZM122 73V72H121ZM143 73V72H142ZM195 73V74H196ZM205 73V72H204ZM210 73V72H209ZM211 73H212V71H211ZM217 73V72H216ZM234 72H232L231 74H233ZM254 73H252V74H254ZM34 74V73H33ZM50 74V75H51ZM57 74V73H56ZM55 74V75H56ZM64 74V73H63ZM62 74V75H63ZM78 74V73H77ZM85 74H86V72H85ZM91 74V73H90ZM89 74V75H90ZM92 74H93V72H92ZM91 74V75H92ZM104 74V73H103ZM123 74V73H122ZM176 74V73H175ZM190 74V73H189ZM213 74V73H212ZM218 74H219V72H218ZM236 74V73H235ZM252 74H250V75H252ZM36 75V74H35ZM40 75H41V73H40ZM43 75H47V74H43ZM49 74H48V77L50 76ZM59 75H60V73H59ZM59 75H58V77H59ZM90 75V76H91ZM96 75V74H95ZM148 75V76H149ZM168 75V74H167ZM192 75V74H191ZM214 75V74H213ZM216 75V74H215ZM214 75V76H215ZM249 75V76H250ZM37 78H39V75L37 74ZM53 76V75H52ZM67 76H68V74H67ZM70 76V75H69ZM86 76H88V75H86ZM89 76V77H90ZM102 76V75H101ZM118 76H119V74H118ZM128 76H130V75H128ZM194 76H196V75H194ZM206 76H207V74H206ZM230 76V75H229ZM31 77V76H30ZM34 77V75L32 76V79H35V78H33ZM57 77V76H56ZM58 77L57 78H54V79H58ZM83 77H85V76H83ZM92 77V76H91ZM91 77H90V79H91ZM172 77V76H171ZM210 77L212 78V75H210ZM216 77V76H215ZM225 77V76H224ZM228 77V76H227ZM248 77V78H247ZM28 78V77H27ZM36 78V80L35 81H37V80H43V77L41 76V78H39V79H37ZM96 78V76L94 77L93 76V78L92 79H95ZM99 78V77H98ZM114 78V77H113ZM116 78H117V76H116ZM116 78L114 79V80H116ZM133 78V77H132ZM174 78H175V76H174ZM173 77H172V79H174ZM198 78V77H197ZM219 78H221V81H223V76L222 77H219ZM218 78V79H219ZM45 79H47V77L45 76ZM44 79V80H45ZM49 79V78H48ZM51 79V78H50ZM134 79V78H133ZM150 79H152V78H150ZM155 79V78H154ZM214 80H215V78H213ZM30 80H31V78H30ZM43 80V81H44ZM59 80V79H58ZM88 80V79H87ZM102 80V79H101ZM113 80V81H114ZM118 80V79H117ZM120 80V79H119ZM135 80V79H134ZM139 80V79H138ZM209 80V79H208ZM220 80V79H219ZM224 80H227V79H224ZM229 80V79H228ZM29 81V82H28ZM35 81H33V82H35ZM49 80H47V81H44L43 83L45 84V82H48ZM54 81V80H53ZM129 81V80H128ZM130 81H131V79H130ZM192 81V80H191ZM213 81V80H212ZM50 82V81H49ZM58 82H60V80L58 81ZM68 83H69V81H67ZM132 82V81H131ZM135 82V81H134ZM172 82V81H171ZM190 82V81H189ZM193 82V81H192ZM196 82V81H195ZM223 82H227V81H223ZM39 83V82H38ZM71 83V82H70ZM101 83V82H100ZM99 83V84H100ZM112 82H110V84H111ZM115 83V82H114ZM123 83V82H122ZM125 83V82H124ZM130 83V82H129ZM168 83V82H167ZM191 83V82H190ZM197 83V82H196ZM195 83V84H196ZM221 83V82H220ZM41 84V83H40ZM47 84H49V83H47ZM98 84V85H99ZM117 84V83H116ZM120 84V83H119ZM171 84V83H170ZM176 84V83H175ZM174 84V82H173V85H175ZM224 84V83H223ZM39 85V84H38ZM102 85V84H101ZM108 85V84H107ZM106 85V86H107ZM112 85V84H111ZM122 85H124V84H122ZM172 85V84H171ZM173 85H172V88H174V90H173V92L171 93V94H173V95H175V94H177V93H179V92H181L180 90V87H178V84H176V86L178 87V89L176 88V86L175 87H173ZM181 85V84H180ZM184 85V84H183ZM182 85V86H183ZM215 85V84H214ZM49 86V85H48ZM103 86V85H102ZM125 86V85H124ZM123 86V90H125L128 94H130L131 93V91L129 92V89L130 88H128L129 86H131V84L128 86V87H124ZM164 86V85H163ZM181 86V87H182ZM188 86V85H187ZM197 86V85H196ZM201 86V85H200ZM203 86V85H202ZM201 86V87H202ZM216 87H217V85H215ZM228 86V85H227ZM35 87H33V88H35ZM98 87V86H97ZM122 87V86H121ZM216 87H215V89H216ZM83 88V87H82ZM87 88V87H86ZM131 88H132V86H131ZM161 88V87H160ZM177 90H176V89ZM189 88V87H188ZM197 88H198V86H197ZM200 88V87H199ZM198 88V89H199ZM217 88H219V87H217ZM256 88V89H255ZM85 89V88H84ZM84 89H82V90H84ZM118 89V88H117ZM183 89H184V86H183ZM182 89V90H183ZM202 92H204V94L205 93H209V94H211L212 92L214 93V95H216V96H218V97H221L222 96V94L220 93V92H218V90H215L214 88V90H212L211 88H209V87H206V86H203L202 88ZM220 89V88H219ZM37 89H35V90H33V91H36ZM87 90V89H86ZM165 90V89H164ZM170 90V89H169ZM168 90V91H169ZM186 90H188V89H186ZM194 90V89H193ZM231 90V89H230ZM30 91H32V89L31 90H29V93H30ZM85 91V90H84ZM91 91V90H90ZM90 91H85L86 93L88 92V93H90ZM140 91V90H139ZM145 91H146V89H145ZM199 92L201 91V90H198ZM226 91V90H225ZM228 91V90H227ZM26 92V93H27ZM121 92V91H120ZM171 92V91H170ZM187 92V91H186ZM211 92V93H210ZM230 92V91H229ZM238 92V94H236ZM251 92H255L254 94L256 95V97H254L253 99L252 98H250L251 96H253L252 94H251ZM84 93V92H83ZM124 93V92H123ZM127 93H125V94H127ZM146 93H147V91H146ZM145 93V94H146ZM91 94V93H90ZM120 94V93H119ZM124 94V95H125ZM170 94V96H172ZM184 94V93H183ZM225 94L226 93H224L223 95L225 96ZM17 95V96H16ZM20 95V94H19ZM106 95V94H105ZM121 95V94H120ZM134 95H136V92H135V94ZM201 95V94H200ZM205 95H207V94H205ZM251 95V96H250ZM85 96H87V95H85ZM118 96V95H117ZM127 96V95H126ZM137 96H138V93H137ZM141 96V95H140ZM144 96V95H143ZM147 96H149V95H147ZM153 96V95H152ZM176 96V95H175ZM226 96H227V94H226ZM225 96V97H226ZM231 96V95H230ZM229 96V97H230ZM15 97H17V98H15ZM107 97V96H106ZM112 97V96H111ZM116 97V96H115ZM125 97V96H124ZM139 97V96H138ZM142 97V96H141ZM145 97V96H144ZM174 97V96H173ZM173 97H171V98H173ZM176 97H178V96H176ZM232 97V98H233ZM20 98L22 99V96L20 95ZM85 98V97H84ZM122 98H123V96H122ZM129 98V97H128ZM134 98V97H133ZM136 98V97H135ZM159 98V97H158ZM163 98V97H162ZM175 98V97H174ZM224 98V97H223ZM231 98V97H230ZM87 99V98H86ZM85 99V100H86ZM91 99V98H90ZM119 99V98H118ZM147 99V98H146ZM146 99H144V100H146ZM150 99V98H149ZM148 99V100H149ZM152 99V98H151ZM150 99V100H151ZM177 99H180V95H179V98H177ZM177 99H175V100H177ZM222 99V98H221ZM96 100V99H95ZM121 101H122V99H120ZM136 100V99H135ZM223 100V99H222ZM221 100V101H222ZM252 100V102H250ZM91 101V100H90ZM89 101V102H90ZM97 101V100H96ZM104 101V100H103ZM120 101V102H121ZM140 101V100H139ZM168 101H169V99H168ZM173 101V100H172ZM217 101V100H216ZM218 101H219V98H218ZM236 101H237V104H236ZM20 102H22L23 104H24V102H23V99L22 100H20ZM88 102V101H87ZM88 102V103H89ZM93 102H94V97H93ZM112 102H113V100H112ZM111 102V103H112ZM123 102V101H122ZM133 102V101H132ZM142 102V101H141ZM145 102V101H144ZM225 102V101H224ZM239 102L241 103V104H239ZM250 102V103H249ZM22 103H21V105H22ZM87 103V104H88ZM91 103V102H90ZM135 103V102H134ZM136 103H138V102H136ZM143 103V102H142ZM141 103V104H142ZM152 103H153V101H152ZM152 103H151V105H152ZM155 103V102H154ZM154 103H153V105H154ZM177 103V102H176ZM227 103V102H226ZM92 104V103H91ZM94 104V103H93ZM98 104H99V102H98ZM97 104V105H98ZM116 104V103H115ZM145 104V103H144ZM181 104V103H180ZM202 104V103H201ZM212 104V103H211ZM215 104V103H214ZM219 104V103H218ZM221 104V103H220ZM225 104V103H224ZM223 104V105H224ZM15 105V106H16ZM21 105H20V103H19V105H18V108H21ZM26 105V104H25ZM90 105V104H89ZM114 104H112V105H109V108H110V111H111V107L110 106H113ZM143 105V104H142ZM141 105V106H142ZM153 105L151 106L152 108H153ZM164 105V104H163ZM169 105V104H168ZM176 105V104H175ZM227 105H228V103H227ZM231 105V104H230ZM239 105V106H238ZM20 106V107H19ZM91 106V105H90ZM94 106V108H95V105H92V107ZM121 106V105H120ZM119 106V107H120ZM123 106V105H122ZM125 106V105H124ZM127 106V105H126ZM149 106H150V104H149ZM159 105H157L156 107L157 108H160L161 106H162V104H161V106L160 107H158ZM172 106H174V103L172 102V105H171V107ZM179 105H177V107H178ZM203 106V105H202ZM218 106V105H217ZM225 106V105H224ZM236 106H235V109H234V107L232 108L233 110H236ZM116 107V106H115ZM165 107H167V106H165ZM170 107V106H169ZM175 107V106H174ZM181 107V106H180ZM205 107H206V105H205ZM219 107V106H218ZM2 108V109H1ZM124 108V107H123ZM161 108H163V106L161 107ZM160 108V109H161ZM240 108V107H239ZM242 108V107H241ZM241 108L240 109H238L237 108V110L238 111H240L241 110ZM244 108V107H243ZM3 109V110H4ZM17 109V108H16ZM16 109H14V110H16ZM96 109H97V107H96ZM163 109H165V108H163ZM162 109V110H163ZM167 109V108H166ZM166 109L164 110V111H166ZM175 109H178V108H175ZM174 109V110H175ZM184 109V108H183ZM188 109V108H187ZM202 109V108H201ZM84 110V109H83ZM95 110V109H94ZM99 110V109H98ZM114 110V109H113ZM124 110V109H123ZM233 110H231V111H233ZM244 110H245V108H244ZM85 111V110H84ZM91 111H92V109H91ZM106 111V110H105ZM108 111V110H107ZM214 111V110H213ZM249 111V113H247ZM4 112V111H3ZM87 112H88V110H87ZM93 112V111H92ZM100 112V111H99ZM98 112V113H99ZM151 112V111H150ZM237 112V111H236ZM244 112H242V116H243V113ZM85 114H86V112H84ZM93 113H95V112H93ZM172 113V112H171ZM177 113H178V111H177ZM209 113V112H208ZM238 113V112H237ZM81 114H83V113H81ZM81 114H80V116H81ZM90 114H92V113H90ZM95 114H97V112L95 113ZM94 114V115H95ZM160 114V113H159ZM174 114V113H173ZM180 114H181V116H182V113H180L179 112V115L178 114H176V115H178L177 117H174L175 116V114H174V116H173V118H175V119H177L178 118V121L176 120L175 122H178V125H179V122L181 121H179V119H180ZM200 114V113H199ZM229 114V113H228ZM236 114V113H235ZM244 114V115H245ZM93 114H92V116H94ZM107 115L108 114H106V113H104V115H103V113H102V115L100 114L99 116H97V118L98 117H100V120H101V118L102 119H105L106 117H107ZM161 115V114H160ZM168 115V114H167ZM170 115V114H169ZM168 115V116H169ZM205 115V114H204ZM207 115V114H206ZM205 115V116H206ZM226 115V114H225ZM234 115V114H233ZM245 115V116H246ZM253 115H256V113L255 114H253ZM79 116V115H78ZM141 116V115H140ZM167 116V117H168ZM183 116H184V114H183ZM197 116V115H196ZM211 116V115H210ZM246 116V117H247ZM252 116V115H251ZM256 116H260V115H256ZM255 116V118H253V119H256L257 117ZM260 116V117H261ZM6 117V116H5ZM20 118H21V116H19ZM19 117H18V119H19ZM90 117V116H89ZM109 117V116H108ZM185 117V116H184ZM207 117V116H206ZM205 117V118H206ZM224 117V116H223ZM245 117V118H246ZM16 118H17V116H16ZM83 118H84V116H83ZM82 118V119H83ZM86 118H88V116L86 117ZM117 118V117H116ZM133 118V117H132ZM166 118V117H165ZM169 118V117H168ZM182 118V117H181ZM187 118V117H186ZM240 118V116H238V119ZM242 118V117H241ZM249 118V117H248ZM248 118H246L245 120L247 121L248 120ZM259 118V117H258ZM5 119H8L7 117L5 118ZM22 119V118H21ZM80 120H81V118H79ZM85 119V118H84ZM89 119V118H88ZM90 119H91V117H90ZM95 119H96V117H95ZM99 119V118H98ZM111 119H112V117H111ZM111 119H108V120H111ZM120 119V118H119ZM163 119V118H162ZM169 119H171V118H169ZM182 119H185V118H182ZM188 119V118H187ZM235 119H237V117L235 118ZM238 119L235 121V123H238ZM243 119V118H242ZM252 119V120H253ZM85 120H87V119H85ZM93 120V119H92ZM106 120V119H105ZM115 120V119H114ZM163 120H166V119H163ZM250 120V119H249ZM257 120V119H256ZM5 121V122H4ZM8 121H10L11 123H12V121L11 120H8ZM7 121V122H8ZM87 121H89L90 122V120H87ZM87 121H86V123H87ZM94 121H96V120H94ZM104 121V120H103ZM107 121V120H106ZM122 120L120 119V122H121ZM125 121V120H124ZM131 121V120H130ZM145 121V120H144ZM167 121V120H166ZM170 121V120H169ZM183 122L184 121H186V119L185 120H182ZM206 122H207V120H205ZM245 121V122H246ZM259 121V120H258ZM10 122H8V124L7 125H9V123ZM21 123H22V121H20ZM20 122L17 120V123H19L20 124ZM85 122V121H84ZM88 122V123H89ZM92 122V121H91ZM116 122L118 123V121H117V119H116ZM173 122H174V120H173ZM182 122V123H183ZM189 122V121H188ZM244 122V121H243ZM247 122H249V121H247ZM250 122H252V121H250ZM263 122H264V120H263ZM27 123V122H26ZM80 123H81V121H80ZM97 123V122H96ZM122 123V122H121ZM129 123V122H128ZM128 123H126L127 125H128ZM147 123V122H146ZM209 123V122H208ZM242 123V122H241ZM240 123V124H241ZM253 123V122H252ZM255 123V122H254ZM253 123V124H254ZM257 123H259V122H257ZM25 124V123H24ZM90 124V123H89ZM93 124V123H92ZM92 124H91V126H92ZM95 124V123H94ZM101 124H103L102 123V121H101ZM105 124V123H104ZM133 124H134V122H133ZM149 124V123H148ZM170 124V123H169ZM175 124H177V123H175ZM184 124V123H183ZM187 124V123H186ZM223 124V123H222ZM251 124V123H250ZM27 125H28V123H27ZM36 125V124H35ZM84 125V124H83ZM87 124H85V127H87L86 126ZM108 125V124H107ZM113 125H114V123H113ZM112 125V126H113ZM182 125V124H181ZM197 125V124H196ZM213 125V124H212ZM239 125V124H238ZM242 125V124H241ZM261 125H262V123H261ZM261 125L259 126V127H261ZM264 125V124H263ZM24 126V125H23ZM116 126V125H115ZM114 126V127H115ZM119 126V125H118ZM125 126V125H124ZM123 126V130H124V127ZM130 126H131V124H130ZM137 127H138V125H136ZM140 126V125H139ZM143 126H144V124H143ZM245 126H247V125H245ZM11 127V126H10ZM28 127H30V125L28 126ZM94 127V128H93ZM136 127V128H137ZM223 126H221L220 127V129L222 128ZM235 127V132H236V126H234ZM233 127V128H234ZM243 127V126H242ZM264 127V126H263ZM5 128H8V130H6ZM21 128H22V126H21ZM83 128H84V126H83ZM92 128H93V131H94V129L96 128V126H92ZM92 128H91V134H92ZM109 128V127H108ZM132 128H134L133 127V125H132ZM140 128V127H139ZM148 128V127H147ZM160 128V127H159ZM182 128H184V127H182ZM212 128V127H211ZM216 128V127H215ZM240 128V127H239ZM256 128V127H255ZM25 129V130H24ZM36 129V128H35ZM39 130H40V128H38ZM52 128H50V130H51ZM59 129V128H58ZM57 129V130H58ZM85 129V128H84ZM114 129V128H113ZM135 129V128H134ZM140 129H142V128H140ZM149 129V128H148ZM151 129V128H150ZM153 129V128H152ZM156 129H157V127H156ZM180 129V128H179ZM186 129V128H185ZM184 129V130H185ZM224 129V128H223ZM226 129V128H225ZM224 129V130H225ZM250 129V128H249ZM248 129V130H249ZM54 130V129H53ZM52 130V131H53ZM85 130H87V129H85ZM108 130V129H107ZM126 130V129H125ZM127 130H128V128H127ZM129 130H130V128H129ZM136 130V132H138V129H135ZM134 130V131H135ZM144 130V129H143ZM162 130H163V128H162ZM178 130V129H177ZM182 130V129H181ZM219 130V129H218ZM228 130V129H227ZM227 130H225V132L227 131ZM234 130V129H233ZM240 130H241V128H240ZM244 130V129H243ZM251 130H252V128H251ZM250 130V131H251ZM14 131V130H13ZM49 130H47L46 132H48ZM88 131H89V129H88ZM98 131V130H97ZM110 131H112V130H110ZM131 131H133L132 129H131ZM147 131V130H146ZM151 131V130H150ZM158 131V130H157ZM170 131V130H169ZM176 131V130H175ZM175 131H173V132H175ZM187 131V130H186ZM207 131V130H206ZM210 131V130H209ZM222 131V130H221ZM221 131L219 130V132L221 133ZM244 131H246V130H244ZM250 131H247V132H249L250 133ZM38 132H41V131H38ZM57 132V131H56ZM124 132V131H123ZM145 132V131H144ZM148 132V131H147ZM146 132V133H147ZM159 132V131H158ZM165 132H167V131H165ZM177 132V131H176ZM182 132V131H181ZM228 132V131H227ZM252 132V131H251ZM256 132V131H255ZM68 133V132H67ZM75 133V132H74ZM89 133V132H88ZM99 133V132H98ZM116 133V132H115ZM149 133V132H148ZM155 133H156V131H155ZM160 133H162V131L160 132ZM159 133V134H160ZM186 133V132H185ZM210 133H212V132H210ZM210 133L208 134L209 136H211L210 135ZM216 133V132H215ZM214 133V135H217V133L215 134ZM224 133V132H223ZM230 133V132H229ZM242 133H243V131H242ZM248 133V134H249ZM257 133V132H256ZM256 133H255V135H256ZM23 134H25V135H23ZM26 134H28V135H30L29 137H28V135H26ZM36 134H37V132H36ZM42 134V133H41ZM51 134V133H50ZM54 133H52V135H53ZM77 134V133H76ZM84 134H85V132H84ZM83 134V135H84ZM95 134H96V132H95ZM109 134V133H108ZM110 134H112V133H110ZM128 134H130V133H128ZM143 134V133H142ZM152 134H154L153 132H152ZM163 134V133H162ZM162 134H161V136H162ZM175 134V133H174ZM173 134V135H174ZM182 134V133H181ZM197 134V133H196ZM206 134H207V132H206ZM219 134V133H218ZM226 134V133H225ZM228 134V133H227ZM240 133H238V135H239ZM245 134V133H244ZM39 135V134H38ZM48 134H46V136H47ZM56 135V134H55ZM73 135V134H72ZM78 135V134H77ZM80 135V134H79ZM86 135V134H85ZM102 135H104V134H102ZM102 135L100 136L101 137V140H102ZM105 135H107V133H105ZM125 135H127V133L125 134ZM150 135V134H149ZM154 135H156V134H154ZM165 134H163V137H165L166 138V135L164 136ZM169 135V134H168ZM213 135V136H214ZM229 135V134H228ZM234 135V134H233ZM252 134H250L249 136H251ZM260 135V134H259ZM31 136V137H32ZM50 136V135H49ZM87 136V135H86ZM97 136H98V134H97ZM108 136V135H107ZM131 136V135H130ZM158 136V135H157ZM176 136V135H175ZM219 136V135H218ZM220 136H221V134H220ZM224 136V135H223ZM222 136V137H223ZM227 136V135H226ZM234 136H236V134L234 135ZM240 136V135H239ZM242 136V135H241ZM241 136H240V138H241ZM244 136V135H243ZM29 138V139H25L26 140V143L27 142H29L30 143V141L29 140H34L33 138ZM35 137V136H34ZM76 137V136H75ZM82 137V136H81ZM87 137H89V135L87 136ZM93 137V136H92ZM92 137H91V139H92ZM115 137H117V136H115ZM115 137H114V139H115ZM121 137V136H120ZM151 137V136H150ZM153 137V136H152ZM171 137V136H170ZM186 137V136H185ZM225 137V136H224ZM228 137V136H227ZM255 137V136H254ZM43 138V137H42ZM71 138V137H70ZM73 138V137H72ZM71 138V139H72ZM78 138V137H77ZM105 138V137H104ZM110 138H113V137H110ZM118 138V137H117ZM116 138V139H117ZM131 138V137H130ZM135 138V137H134ZM157 138V137H156ZM169 138V137H168ZM175 138V137H174ZM210 138V137H209ZM220 138V137H219ZM219 138L218 139H216V140H218L219 141ZM238 138V137H237ZM236 138V140H238ZM247 138V136L245 137V139ZM253 138V137H252ZM40 139H41V137H40ZM44 139V138H43ZM68 139V138H67ZM87 139V138H86ZM90 139V138H89ZM106 139H108V137L106 138ZM128 139V138H127ZM150 139V138H149ZM163 138H161V140H162ZM172 139H173V137H172ZM171 139V140H172ZM185 139V138H184ZM205 139H208V138H206L205 137ZM227 139V138H226ZM229 139V138H228ZM244 139V140H245ZM254 139V138H253ZM14 139H12V141H13ZM24 140V139H23ZM28 140V141H27ZM32 140H31V142H32ZM38 140V139H37ZM72 140H74V139H72ZM81 140V139H80ZM80 140H77V141H80ZM88 140V139H87ZM113 140V139H112ZM110 141V142H112L113 143V141ZM130 140V139H129ZM132 140V139H131ZM130 140V141H131ZM157 140V139H156ZM167 140L168 139H166V142H167ZM178 140V139H177ZM214 140V139H213ZM222 140V139H221ZM240 140H242V139H240ZM243 140V142H245ZM248 140V139H247ZM15 141L16 140H14V143H15ZM17 141V142H18ZM36 141V140H35ZM39 141V140H38ZM62 141V146L64 145L63 143V140H61ZM84 141H85V138H84ZM104 141V140H103ZM106 141V140H105ZM105 141H104V143H105ZM135 141V140H134ZM160 141V140H159ZM175 141V140H174ZM180 141H182L181 140V138H180ZM190 141V140H189ZM208 141H209V139H208ZM212 141V140H211ZM224 141V140H223ZM230 141V140H229ZM252 141V140H251ZM34 142V141H33ZM45 141H43V143H44ZM69 142V141H68ZM88 142V141H87ZM95 141H93V143H94ZM100 142V143H99ZM101 142L102 141H98V143H99V145H101ZM109 142V141H108ZM109 142V143H110ZM140 142V141H139ZM226 142H228L227 140H226ZM231 142V141H230ZM230 142H228V143H230ZM241 142V141H240ZM11 143H13V142H11ZM25 143V144H26ZM42 143V144H43ZM82 143H83V139H82ZM109 143L107 144V143H105V144H107V145H109ZM111 143V144H112ZM114 143L116 144V141H114ZM113 143V145L115 146V144ZM119 143V142H118ZM135 143V142H134ZM188 143V142H187ZM209 143V142H208ZM214 143V142H213ZM218 143H221V142H218ZM225 143V142H224ZM238 143V142H237ZM248 142H246V143H242V144H247ZM21 144H22V142H21ZM24 144V143H23ZM25 144H24V146H25ZM32 144V143H31ZM38 144V143H37ZM58 144H60V143H58ZM57 144V146H59ZM66 144V143H65ZM84 144V143H83ZM91 144V143H90ZM89 144V145H90ZM105 144H102V145H104V146H106ZM121 144V143H120ZM123 144H124V142H123ZM129 144H130V142H129ZM149 144V143H148ZM173 144L174 143H172V146H173ZM226 144V143H225ZM232 144V143H231ZM235 144H236V141H235ZM10 146V147H7V146ZM14 145V144H13ZM27 145V144H26ZM40 144H38V145H35V146H39ZM68 145V144H67ZM78 145V144H77ZM86 145V144H85ZM88 145V144H87ZM98 147H99V145L98 144H96ZM134 145H136V144H134ZM167 146H168V143L166 144ZM166 145H165V147H166ZM169 145L171 146V144L169 143ZM176 145V144H175ZM206 145V144H205ZM213 145V144H212ZM221 145V144H220ZM226 145H228V144H226ZM237 145V144H236ZM235 145V146H236ZM17 146V145H16ZM21 146V145H20ZM55 146V145H54ZM57 146H56V148H57ZM64 146H66V145H64ZM80 146V145H79ZM94 146V145H93ZM111 146V145H110ZM117 146V145H116ZM123 146V145H122ZM127 146V145H126ZM129 146V145H128ZM127 146V147H128ZM170 146H168V147H170ZM177 146V145H176ZM175 146V147H176ZM219 146V145H218ZM223 146V145H222ZM222 146H221V148H222ZM246 146H248V145H246ZM250 146V145H249ZM14 147V146H13ZM28 147H29V144H28ZM42 147V146H41ZM71 147V146H70ZM72 147H73V145H72ZM75 147V146H74ZM81 147V146H80ZM80 147H77V148H80ZM84 147V146H83ZM90 147H92V146H90ZM107 147V146H106ZM132 147V146H131ZM133 147H135V146H133ZM139 148V146H136L135 147V149L136 148ZM167 147V148H168ZM212 147H214V145L212 146ZM215 147H216V150L217 151H221L222 152V150H219L218 148H217V146L215 145ZM214 147V148H215ZM224 147H225V145H224ZM232 147H233V145H232ZM237 147V146H236ZM238 147H240L241 148V146H239L238 145ZM5 148H7L8 150H10V152L11 153H5L4 152V150H5ZM16 148H18V146L16 147ZM24 148V147H23ZM29 148H31V147H29ZM37 148V147H36ZM39 148V147H38ZM59 149H60V147H58ZM63 148V147H62ZM69 148V147H68ZM94 148V150H92L93 152H94V155H97V152H96V154H95V149L97 148H95V146L93 147ZM99 148H101V150H102V147L100 146ZM99 148H98V150H99ZM109 148V147H108ZM118 148H120V147H118ZM125 148V147H124ZM123 148V149H124ZM211 148V147H210ZM13 149H15V148H12V150ZM28 149V148H27ZM34 149H35V147H34ZM64 149V148H63ZM67 149V148H66ZM71 149V148H70ZM73 149V148H72ZM75 149V148H74ZM73 149V150H74ZM81 149H82V147H81ZM89 149H91V148H89ZM110 149H112V146H111V148ZM148 149V148H147ZM172 149H175V148H172ZM172 149H170V150H172ZM249 149V148H248ZM58 150V149H57ZM61 150V149H60ZM83 150V149H82ZM81 150V151H82ZM85 150V149H84ZM101 150H99V151H101ZM132 150V149H131ZM149 150H151V149H149ZM165 150H166V148H165ZM176 150V149H175ZM204 150V149H203ZM215 149H213L212 150V153H214V151H216ZM229 150V149H228ZM6 151V150H5ZM35 151V150H34ZM39 152H40V150H38ZM59 151V150H58ZM79 151V150H78ZM86 151V150H85ZM89 151H91V150H89ZM98 151V152H99ZM110 151V150H109ZM109 151H107V152H109ZM112 151H114V153H116L115 152V149H113ZM111 151V152H112ZM117 151V150H116ZM121 151V150H120ZM126 151V150H125ZM134 151V153L135 154H137V150L135 151V150H133ZM139 151V150H138ZM164 151V150H163ZM180 151H182V150H180ZM207 151V150H206ZM205 151V152H206ZM209 151V150H208ZM225 151V150H224ZM227 151V150H226ZM235 151V150H234ZM8 152V151H7ZM37 152V151H36ZM35 152V153H36ZM62 152V151H61ZM67 152V151H66ZM69 152V151H68ZM77 152V151H76ZM93 152H91L92 154H93ZM107 152H103V153H101V154H99V155H101V157H103V155L105 154H109V153H111V152H109V153H107ZM117 152H119V151H117ZM230 152V151H229ZM232 152V151H231ZM230 152V153H231ZM241 152V151H240ZM243 152V151H242ZM60 153V152H59ZM71 153V152H70ZM80 153V152H79ZM150 154H151V152H149ZM180 153V152H179ZM204 153V152H203ZM207 153V152H206ZM209 153H210V151L207 153L208 154V156H209ZM211 153V154H212ZM223 153V152H222ZM230 153H228V154H230ZM244 153V152H243ZM53 154H54V152H53ZM58 154V153H57ZM64 154V153H63ZM117 154V153H116ZM120 154V153H119ZM123 154V153H122ZM131 154V153H130ZM149 154V155H150ZM215 154H217L216 156L217 157H215L214 155ZM224 154V153H223ZM222 154V155H223ZM227 154V153H226ZM226 154H224L223 156V159L224 158H226L225 157V155ZM236 154V153H235ZM64 155H66V154H64ZM68 155V154H67ZM71 155V154H70ZM77 155V154H76ZM89 154H87V156H88ZM93 155V156H94ZM105 155H104V158H105ZM114 155V154H113ZM112 155V156H113ZM118 155V154H117ZM152 155V154H151ZM204 155V154H203ZM215 158H219L220 156H219V154L216 152V153H214V154H212ZM221 155V156H222ZM55 156V155H54ZM69 156V155H68ZM67 156V157H68ZM78 156V155H77ZM86 156V157H87ZM98 156V155H97ZM96 156V157H97ZM110 154H109V158H110ZM122 156V155H121ZM132 156H134L135 157V155H132ZM205 157H207L206 155H204ZM219 156V157H218ZM241 156V155H240ZM247 156H249V155H247ZM42 159H41V158ZM89 157V156H88ZM87 157V158H88ZM95 157V156H94ZM95 157V158H96ZM106 157H108V156H106ZM120 157V156H119ZM129 157V156H128ZM138 157V156H137ZM160 157V156H159ZM212 157V156H211ZM241 157H243V156H241ZM244 157H246L245 155H244ZM53 158V157H52ZM91 158H92V156H91ZM104 158H101V159H104ZM109 158L107 159V158H105V159H107L106 161H108L109 160ZM117 158V156L115 157V159ZM152 158V157H151ZM210 158V157H209ZM239 158V157H238ZM247 158V157H246ZM250 158V157H249ZM66 159H69V158H66ZM98 159H100V156H98ZM98 159H96V160H94V164H96L97 163V160ZM100 159V160H101ZM115 159H112V160H115ZM129 159V158H128ZM136 159V158H135ZM137 159H139V157L137 158ZM205 159V158H204ZM212 159V158H211ZM217 159L215 160V162L217 161ZM245 159V158H244ZM243 158H242V161H245ZM65 159H64V157L62 156H59V155H57L56 157H55V159L54 160H52L54 163H55V165H56V167H55V169L56 168H58L60 165L62 166L63 164H64V167H62V169L63 168H65V167H67V168H69V170L72 172V174L73 173H79V172H81V174L83 173V174H85V176L87 177V176H89L90 177V173L91 172H95V171H97V172H95V175H96V173H97V177L98 178H100L102 181H106L107 180V182H109L108 180H110V177H109V175H110V173H108L109 171L107 170V169H109L110 170V167H111V165H110V167L109 168H107L108 167V165H106L105 163H106V161H105V163H102V161L100 162V164L99 165H97V166H95L94 164H93V166L91 165L92 163H93V160L92 159H90L91 161H92V163L90 164V162H89V164L88 163H83V164H85L81 169H80V165L78 166L77 165V163L76 164H74L75 163V161H74V163L72 162H67V161H64ZM70 160H72V159H70ZM79 160V159H78ZM88 160V159H87ZM110 160H111V158H110ZM109 160V161H110ZM117 160V159H116ZM115 160V161H116ZM132 160V159H131ZM140 160V159H139ZM138 160V161H139ZM148 160H149V158H148ZM196 160V159H195ZM210 160V159H209ZM219 161L221 160L220 158L218 159ZM229 160V159H228ZM239 160V159H238ZM69 161V160H68ZM83 161V160H82ZM95 161H96V163H95ZM133 161H135V160H133ZM186 161V160H185ZM184 161V162H185ZM189 161V160H188ZM214 161V160H213ZM242 161H240V162H242ZM248 161V160H247ZM80 162V161H79ZM103 162H104V160H103ZM113 163H114V161H112ZM117 162V161H116ZM119 162V161H118ZM117 162V163H118ZM132 162V161H131ZM51 163V162H50ZM53 163V164H54ZM107 163H109V162H107ZM148 163V162H147ZM179 163V162H178ZM183 163V162H182ZM186 163V162H185ZM37 164V166L39 165V167H40V169H38V171H36V172H38V173H36V172H32L34 169H33V165H36ZM74 164V165H73ZM111 164V163H110ZM146 164V163H145ZM160 164H161V162H160ZM226 164V163H225ZM231 164V163H230ZM245 164V163H244ZM54 165V166H55ZM114 165H116V163L115 164H113V166ZM157 165V164H156ZM162 165V164H161ZM183 166H184V163L182 164ZM206 165V164H205ZM204 165V166H205ZM234 165V164H233ZM58 166V167H57ZM199 166H200V164H199ZM229 166V165H228ZM240 166V165H239ZM244 166V165H243ZM35 167V166H34ZM50 167V166H49ZM208 167H209V165H207V169L206 170H203V175H205L204 177H206V179H207V185H208V188H210V191H211V193H212V190H214L213 191V193L216 191V189L217 188H219V189H217V191L218 190H220V188L222 189V191H223V188L224 189H228L229 188V186L231 185L230 183H229V179L225 176V169L226 168H224V166L222 167V164H221V162L220 163H215V165L214 166H210V168L208 169ZM60 168V167H59ZM112 168V167H111ZM144 168V167H143ZM199 169H200V167H198ZM61 169V168H60ZM145 169V168H144ZM161 169H162V167H161ZM233 169V168H232ZM247 169V168H246ZM31 170V172L33 173L32 175H30V179H31V176L32 177H35L36 175H38V176H41V175H44V174H46L45 172L46 171H48L49 172V176H51L52 177V181L51 180H49V181H51V182H46V184H45V187H47V188H49V190L50 189H55L56 191H58L59 192V195H58V197H54L53 199L51 198H49L48 196H46L45 198L44 197H42L43 199L42 200H40V202H38V203H34L33 202V204H34V207L31 209H29V208H26V210L25 209H22L24 206H26V201L25 202H23L22 201V203H20V205L18 206V208L19 207H21V209H14V210H12V208H11V206H10V208H8L9 206V204L11 203V201L13 202V200H14V197L17 199V198H19L20 200H21V198H23V197H26V196H28V195H31V194H29L30 193V191L32 192V190H34V189H37L38 190V188L40 189V186H41V184H40V186H38V183L36 184L37 186L35 187V184H34V181L32 182V180H33V178H32V180H31V182L28 184V180L30 181V179L28 178L27 179V181H26V178H27V176L29 177V175L28 174H30V173H28L29 171ZM68 170V169H67ZM78 170V171H77ZM95 170V171H94ZM114 170V169H113ZM160 170V169H159ZM230 170V169H229ZM248 170V169H247ZM246 170V171H247ZM62 171V170H61ZM66 171V170H65ZM202 171V170H201ZM227 171H228V169H227ZM47 172V173H48ZM244 172V174H245V171H243ZM243 172H241L242 174H243ZM255 172V171H254ZM253 172V173H254ZM112 173V172H111ZM120 173V172H119ZM171 173V172H170ZM247 173V172H246ZM36 174V175H35ZM70 174V173H69ZM109 174V175H108ZM115 174V173H114ZM202 174H201V176H202ZM66 175V174H65ZM74 175V174H73ZM76 175V174H75ZM112 175V174H111ZM123 175V174H122ZM169 175V174H168ZM175 175V174H174ZM196 176L197 175H199V174H195ZM228 175V174H227ZM46 176V175H45ZM48 176V177H49ZM81 176H83V175H81ZM117 176H118V174H117ZM126 176V175H125ZM160 177L161 176V174L160 173H158L157 175H156V177ZM243 176V175H242ZM245 176V175H244ZM247 176V175H246ZM47 177V176H46ZM50 177V178H51ZM68 177V176H67ZM70 178H71V176H69ZM84 177V176H83ZM195 177V176H194ZM198 177V176H197ZM228 177H229V175H228ZM39 178V177H38ZM88 178V177H87ZM96 178V177H95ZM112 178V177H111ZM116 178V177H115ZM120 178V177H119ZM163 178V177H162ZM34 179H37L36 177L34 178ZM42 179H44L43 177H42ZM99 179V180H100ZM165 179V178H164ZM246 179H248V178H246ZM90 180V179H89ZM93 180H95V179H93ZM114 180V179H113ZM116 180V179H115ZM36 181V180H35ZM41 181H43V180H41ZM62 181H64V183L62 182ZM85 181V180H84ZM88 181V180H87ZM91 181V180H90ZM110 181H112V180H110ZM122 181V179L120 180V182ZM171 181H172V178H171ZM24 182V183H23ZM93 182V181H92ZM116 182H117V180H116ZM115 182V183H116ZM119 182V181H118ZM117 182V183H118ZM169 182V181H168ZM231 182V181H230ZM249 182V181H248ZM26 183V184H25ZM42 183V182H41ZM45 183V182H44ZM127 183V182H126ZM89 184V183H88ZM103 184H104V182H103ZM110 184V183H109ZM122 184V183H121ZM131 184V183H130ZM168 184V183H167ZM166 184V186H167V188H168V185ZM47 185V186H46ZM100 185V184H99ZM98 185V186H99ZM118 185V184H117ZM116 185V186H117ZM125 185V184H124ZM43 186V185H42ZM41 186V187H42ZM92 186V185H91ZM90 186V187H91ZM122 186H123V184H122ZM131 186V185H130ZM171 186V185H170ZM234 186V185H233ZM33 187H35V188H33ZM94 187V186H93ZM100 187V186H99ZM121 187V186H120ZM119 187V189H121ZM124 187V186H123ZM152 187V186H151ZM206 187V186H205ZM235 187V186H234ZM46 188V189H47ZM92 188V187H91ZM102 188V187H101ZM104 188V187H103ZM112 188V187H111ZM117 188V187H116ZM166 188V189H167ZM216 188V189H215ZM231 188V187H230ZM229 188V189H230ZM44 189V188H43ZM90 189V188H89ZM127 189V188H126ZM129 189V188H128ZM205 189V188H204ZM203 189V190H204ZM234 189V188H233ZM53 190H51L52 192H53ZM169 190V189H168ZM56 191H54V192H56ZM117 191H118V193H119V190L117 189ZM200 191V190H199ZM205 191V190H204ZM221 191V193H223ZM225 191V190H224ZM231 191V190H230ZM38 192H41L40 190L39 191H37L36 193L38 194ZM44 192V191H43ZM46 192V191H45ZM58 192H57V194H58ZM80 192V193H79ZM83 192V191H82ZM106 192V191H105ZM128 192V191H127ZM191 192V191H190ZM193 192H196V191H193ZM197 192H198V189H197ZM209 192V191H208ZM229 192V191H228ZM47 193V192H46ZM106 193H108V192H106ZM105 193V194H106ZM192 193V192H191ZM216 193V192H215ZM55 194V193H54ZM100 194V193H99ZM116 194V193H115ZM120 194V193H119ZM118 194V195H119ZM198 194V193H197ZM209 194H210V192H209ZM236 194V193H235ZM52 195V194H51ZM81 195V194H80ZM101 195V194H100ZM107 195V194H106ZM114 197H116L115 195H114V193L112 194ZM117 195V194H116ZM123 195V194H122ZM128 195V194H127ZM163 195V194H162ZM169 195H170V193H169ZM212 195V194H211ZM34 196V195H33ZM35 196H36V194H35ZM35 196H34V199H35ZM38 196H39V194H38ZM92 196V195H91ZM94 196V195H93ZM123 196H126V195H123ZM172 196V195H171ZM214 196V195H213ZM216 196H218V195H216ZM236 196V195H235ZM29 197V196H28ZM87 197V196H86ZM89 197V196H88ZM88 197H87V199L86 200H84V201H86L85 203H84V205L82 206L83 207V210L85 211V213H86V211H90L91 210V207L93 206L91 203V198H89L88 199ZM117 197H119V196H117ZM116 197V198H117ZM166 197V196H165ZM168 197V196H167ZM218 197H220V196H218ZM232 196H230V199H232L231 198ZM106 198H107V196H106ZM109 198H110V196H109ZM112 196H111V200H112ZM116 198H114V199H116ZM194 199V198H193ZM215 199V198H214ZM36 200V199H35ZM95 200V199H94ZM118 200V199H117ZM125 200V199H124ZM9 201V202H8ZM119 201V200H118ZM166 201V200H165ZM230 201V200H229ZM108 202V201H107ZM194 202V201H193ZM112 203V202H111ZM113 203H114V201H113ZM112 203V204H113ZM220 203V202H219ZM32 204V203H31ZM109 204V203H108ZM111 205V204H110ZM8 206V207H7ZM23 206V207H22ZM7 207V208H6ZM17 207V206H16ZM28 207H30V205H28ZM96 207V206H95ZM106 207H108L107 205H106ZM106 207H105V209H106ZM101 208V207H100ZM112 208V205H111V207H109V210ZM93 210L95 209V208H92ZM115 209V208H114ZM102 210V209H101ZM100 210V211H101ZM108 210V211H109ZM218 210V209H217ZM221 210V209H220ZM11 211H12V213H11ZM97 211V210H96ZM104 211V210H103ZM103 211H102V213H103ZM94 212V211H93ZM92 212V213H93ZM98 212V211H97ZM105 212V211H104ZM120 212V211H119ZM168 212V211H167ZM173 212V211H172ZM171 211H170V213H172ZM45 213V214H44ZM55 213V212H54ZM65 213V212H64ZM68 213V212H67ZM70 213V212H69ZM101 212H99L98 213V220H99V217L102 215V213L100 214ZM111 213H112V211H111ZM61 214V213H60ZM72 214V213H71ZM94 214V213H93ZM97 213H95L94 215L95 216H97L96 215ZM109 214V213H108ZM108 214H106V215H108ZM113 214V213H112ZM169 214V213H168ZM179 214V213H178ZM69 215V214H68ZM181 215V214H180ZM91 216V215H90ZM103 216V215H102ZM112 216V215H111ZM110 216V217H111ZM113 216H115V215H113ZM175 216V215H174ZM217 216V215H216ZM46 217V216H45ZM43 218L42 220H43V225L45 226L46 225V223L44 222V220L46 219V218ZM94 217V216H93ZM117 217V215L114 217V220H115V218ZM170 217V216H169ZM78 218V217H77ZM76 218V219H77ZM92 218V217H91ZM95 218V217H94ZM39 219V218H38ZM41 219V218H40ZM57 219H59L58 217H57ZM84 219H85V217H84ZM97 219H95V220H97ZM113 219V218H112ZM164 219H166L165 221H167V218H164ZM169 219V218H168ZM171 219V218H170ZM169 219V220H170ZM86 220V219H85ZM84 220V221H85ZM90 220V219H89ZM94 219H93V221H95ZM101 220V219H100ZM114 220H111V221H114ZM172 220V219H171ZM61 221H63V220H61ZM92 221V222H93ZM164 221V222H165ZM39 222V221H38ZM77 222V221H76ZM75 221H74V223H76ZM96 222V221H95ZM100 222V221H99ZM170 222V221H169ZM114 223V222H113ZM38 224V223H37ZM37 224H35V225H37ZM92 224V223H91ZM118 224V223H117ZM166 224H167V222H166ZM53 225V226H52ZM56 225V224H55ZM109 225H110V223H109ZM108 225V226H109ZM161 225H163V223L161 224ZM48 226V225H47ZM173 226V225H172ZM41 227V226H40ZM118 227H119V225H118ZM166 227V226H165ZM159 228V227H158ZM169 228V227H168ZM26 230L24 233H25V235H23L22 233H20V231L21 232H23L22 230ZM48 229V228H47ZM50 229V228H49ZM45 232H44V231ZM60 230H61V232H60ZM88 231V230H87ZM123 231V230H122ZM61 234V235H60ZM94 234H91V235H94ZM123 234V233H122ZM84 235V234H83ZM119 235V234H118ZM148 235V234H147ZM152 235V234H151ZM156 235V234H155ZM150 237V236H149ZM152 237H154V236H152ZM159 239V238H158ZM64 240V241H63ZM148 240V239H147ZM151 240H155V238L154 239H151ZM160 240V239H159ZM62 241H63V243H62ZM145 241H146V239H145ZM105 245H104V244ZM80 244V245H79ZM84 244V243H83ZM84 244V245H85ZM147 244V243H146ZM1 245H4V248L2 249L1 248ZM150 245V244H149ZM108 246V247H107ZM142 246V245H141ZM153 246H154V243H153ZM150 248V247H149ZM78 249V248H77ZM144 249H146V247L144 248ZM124 250V249H123ZM80 251H81V248H80ZM82 251H83V249H82ZM142 251V250H141ZM150 251V250H149ZM105 252V253H106ZM139 252V251H138ZM137 252V253H138ZM144 252H145V250H144ZM76 253V255H77V257L76 258H72L73 257V255ZM141 254V253H140ZM136 256H138V254L136 255ZM150 256V255H149ZM105 257H107L106 255H105ZM138 257H140V255L138 256ZM137 257V258H138ZM141 257L143 258V254L141 255ZM140 257V258H141ZM119 258V257H118ZM120 258H121V256H120ZM85 259V260H84ZM116 258H114V259H112V260H110V262L112 261L113 262V260H115ZM123 260V259H122ZM68 261V262H69ZM121 260H119L118 259V261L117 262H120ZM80 262V263H79ZM107 262V261H106ZM106 262H105V264H106ZM109 262V261H108ZM111 262V263H112ZM123 262V261H122ZM134 262H136V261H134ZM110 263V264H111ZM115 263H116V261H115ZM124 263V262H123ZM130 263V262H129ZM82 264H84V263H82ZM113 264H114V262H113ZM131 264V263H130ZM133 264H136V263H133Z\"/></svg>",
  "mask_w": 264,
  "mask_h": 264
}]
</instances>
